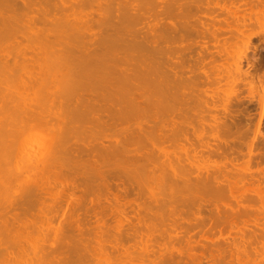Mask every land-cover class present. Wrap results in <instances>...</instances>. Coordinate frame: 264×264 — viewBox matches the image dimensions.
Instances as JSON below:
<instances>
[{"label": "rangeland", "instance_id": "1", "mask_svg": "<svg viewBox=\"0 0 264 264\" xmlns=\"http://www.w3.org/2000/svg\"><path fill=\"white\" fill-rule=\"evenodd\" d=\"M5 1V0H4ZM8 1V0H7ZM11 1V0H10ZM28 1H30V0H28ZM31 1H33L31 4H30V6L29 5H22V2L24 3V0H21V4H20V1L18 0V1H16V3L15 4H18L19 6H16V8L18 9V11L16 10V11H14L13 9L15 8L14 6L15 5H13L12 4V2H10L13 6H11L10 7V9L11 10H13L14 12H11L10 10L8 11V9L9 8H7V11L9 12V14L8 13H4V14H7V15H5V16H7V19H8V21L11 19V21L12 22H16V24H18V25H20L21 23V28L24 26H26L25 27V29L23 28L22 29V31H21V29H20V31L21 32H25L26 33V36H25V39H24V36L22 35V33H21V35L20 34H18V35H20V36H15V34H14V38L12 37L13 36V34H11V33H13L12 32V28L13 27H15L16 28V25H15V23H12L11 21H6V22H4V21H2V22H4V23H0V24H3V25H8V24H6L7 22L8 23H10L8 26H6V27H9V30H6L7 28H5V26H1L0 25V31L2 32V33H0V40H1V38L2 39H4V41H7V42H5L4 43V41H3V45L1 44V42L2 41H0V48L2 47L3 48V46L4 47H9L10 46V44L12 45V43H13V41H14V43H15V41H16V44L18 45H16V44H14L15 46H11L10 47V49L8 50V55L7 56H5L6 54V52H4V49H3V55L5 56L4 58L6 59V60H8L9 59V67L8 68H6L5 67V64H3L2 62L3 61H1L0 62V72H2L1 73V75H0V78H2V76L4 77V75H5V77L4 78H6L7 80H8V78L9 77H11V78H9V80H8V82H10V81H12V82H10V84H8V82H7V80L3 83V82H1L2 80H0V86H1V88H3V90L1 91V88H0V97H2L3 96V98H6L7 100H6V102L5 101H3V100H5V99H3L2 98V100L0 99V106H2V104L3 103H6L7 104V102L9 103L8 105H6V106H8V107H4L5 108V111H9L8 113H6V112H3V110H2V112L0 111V130L1 131H3V134H1V135H4V131H5V135H4V137L2 136H0L1 137V140H3V141H1V142H4V139H6L5 140V142L4 143H1L0 145L2 146L0 149H2V150H4L5 152L4 153H6V150L8 151V157L9 158H11V159H9L8 157H7V155L5 154H3V151L2 150H0L1 151V153H2V155H1V153H0V156H2V158L0 157V160L2 161L1 163H2V165H0V264H65V263H67V264H171V263H173V264H264V204H263V202H264V194H259V195H261V196H258V194H239V196L240 197H244L243 198V200H242V198H240V197H237V199L238 200H240L239 201V203L241 204H238V206H237V202L235 201V196H238V194H210L211 195V197H209L210 195H208V196H205L206 194H171V195H169V194H148L149 192H152V189L151 188H153L152 187V184L150 185V183H151V181H147V179H146V175L144 174V173H140L139 175L138 174H136L135 173V177H137V179H139V182H140V184H141V186L140 187H142L143 188V190L144 191H141V189H140V191L143 193V194H128V195H125V194H118V195H120L119 197H120V199H118V198H116L118 195L117 194H63L62 193V191L61 190H65V192L67 191V188L69 187V185L67 186V185H65L64 183H62V182H58V181H56L55 179H56V177L59 175V176H61V178H62V176L64 177L65 175L67 176V177H73V175L77 178V182H82L83 181V179H88V180H90L91 182H93L92 184H95L96 182L98 183V181H96V180H98L99 178L96 176L97 175V172L95 171V170H91V169H93V168H91V166L89 167L88 165L86 166H79V165H77V166H74L73 164H74V162L78 159L79 160V158H81L79 161H76L75 162V164H78V163H80V161L82 162V163H84L85 161L87 162L88 160H89V162L91 161V160H93V159H96V157L97 156H100V155H97V152H99V151H95L96 152V154H94L93 152H92V154L95 156V158L93 157L92 159H91V156L89 155V154H91L90 153V151H88V149L89 148H91L92 146L93 147H95V146H99V142H100V140H103V142H101L102 144H104V145H107L108 144V142L110 143V144H112V143H114V141H118L120 138L122 139V136L123 135H121L120 134V130H119V128L118 127H121L122 125L124 126V125H126L127 123V126L129 127L128 128V130H130L129 131V133H130V135L132 134V133H134L133 132V130L135 131V134H137L136 132H139V131H137V130H139L138 128H141L142 126H140V127H137V128H135L136 127V125L138 126L139 124H140V122H138L139 120H138V118H133V113H132V110H131V108L129 109V107H126V105L124 104V109H123V107H120L121 109H122V111H126V112H128V116H129V119H130V121L128 120H123L126 124H124V122H122V124H119L118 126H116V128L118 129V131L116 130V128H114V126H112V127H110V126H105V124H102L101 125V123L104 121L103 119L107 116L106 114H108L109 116H107V121L106 122H110V120H108V117L110 118V116L111 117H113V115H114V112H115V109H116V111H117V114L115 115V122H116V116L117 115H119L120 113V108H118L120 111H118V109L117 108H115L114 110L112 109L113 107H111L110 108V111L111 112H109V108L107 109V108H101L102 106L101 105H99V104H102V102L101 103H97L96 102V104H94L93 103V101H91V102H88V101H86V102H84V105H83V103H77V102H79V101H77V102H75V99L76 98H78L79 96H80V94H82V95H84L83 97H85V98H87V97H93V99L95 98L94 96H95V94L96 93H99L100 92V89H97V88H94V87H96V83H98L99 84V82H100V79L99 78H101V74H104V73H101V72H106L105 70H107V72L105 73V75H104V77H102V78H105L106 77V74H107V77L106 78H108V77H110L112 74H111V71H113L114 72V76L113 77H110V78H108V79H110V80H112V78H114L115 76H116V74H117V76L119 75V73H120V71L121 70H123V69H125L126 68V66H128L127 65V63H128V61H132V60H136V57H137V51H139V54H138V58L140 57V56H142V53H145V54H143V56L145 55V59H147V58H149V60H146L147 62L148 61H151L150 59V57H148L149 55V53H151L150 52V49L149 50H147L148 51V53L146 54V47L145 46H147V45H145V42L144 43H142L143 45H139V43H141V42H143V40H141L142 38L141 37H143V34L145 33V31L147 30V24L149 25V22L150 21H147L146 19H143V20H139V21H135L136 23L135 24H133L134 23V21H132V23L130 22V21H121V20H118L117 18H113L112 16H110V17H108L112 12L111 11H113L112 9H111V11H110V8H109V10L108 11H110V12H107V9H104V10H106L105 11V14L104 13H102V12H104V10H101V8L103 9V7L105 8V6H102V5H106L107 3V1H104V0H100L101 1V3H100V1L99 0H97V1H99V6H97V1L95 0H84V3L83 2H80V0H79V4H77L78 3V0H63V2H62V0H54V3H56V2H58L56 5H54V3H53V1L52 0H48V2H50L49 4H48V2H47V4H43L46 0H44V2L42 3V1L43 0H31ZM34 1H36V2H34ZM56 1V2H55ZM61 1V2H60ZM81 1H83V0H81ZM86 1H88V3L86 2ZM90 1H91V3H90ZM102 1H104V2H102ZM109 1H112V0H109ZM108 1V3H110L111 5H112V3L111 2H109ZM119 1H121V0H119ZM118 0H113V3H114V5H112V7L113 6H115V7H113V9L114 8H119L120 6H119V2ZM138 1V3H140L141 5H144V9H151L152 7L150 6V4H151V2H150V0H137ZM137 1H135V3H137ZM146 1H147V3H149V6H147V3H146ZM178 1V0H177ZM185 1V0H184ZM189 1V0H188ZM202 1V2H201ZM201 1H199L198 2V0H197V3L199 4V5H201L202 6V8H203V5H202V3L204 4V8L206 7V9H202L201 8V10H200V12H196V10L194 11H192L191 10V12L188 14L189 16H184L185 18H186V20H185V18L182 16H180V17H178V18H174L173 20H175L176 22H179L180 20V22L182 23V22H184V21H186V23L189 21V22H191V24L192 25H194V24H196V23H198L199 24V26L203 29L204 27H206L207 28V32H206V28H204V32L203 33H205L206 34V36L205 35H202L203 33L202 32H198V33H201L200 34V38H198V35H197V33L196 32H194L193 30L191 31V33L193 32V33H196V35L195 34H193L192 36H191V34L189 35L190 36V38H191V40L194 38V39H197V40H194L195 42H197V41H199V39H201L202 41H204V42H202V43H204V45H207V46H205L206 48H201V50L199 49V47L197 46L195 49H192L191 50V53L193 54V56H195L197 53V51L198 52H201V54H204V55H201V56H205V58L203 57H201V60H202V62H203V64H202V62H201V60H197L196 62L198 63L197 64V68H198V70H197V68L194 66V68H196L195 70H197L196 72H194V71H190V73H192V72H194V73H192L191 75L189 74V73H187L189 70H188V68L186 69L185 67H187L186 65H187V63L188 62H190L191 64L194 62V64H195V60H194V57L192 56V54H189V52H184L182 49V51H181V53H180V55L178 56V54L177 55H174L173 57H174V59H172V61H173V63H174V60L177 58V59H182V60H184L185 62H183L182 60H181V62H183V63H185V64H182V63H180V60H178L177 61V64L178 63H180V65L178 66L177 64H176V61H175V63L173 64L174 66H176V67H180V68H175L173 65V67H174V71H175V69L176 70H180V72L179 71H177V72H175V76H178L179 75V77H185L186 75L188 76V79H187V77H185L186 78V80H187V83L185 82L186 80L184 79V77H183V79L181 78H178V77H175V78H177V79H175V78H173L172 80H171V82L172 81H175V83L178 81V82H180L181 80H183V82H181L182 84H183V86H182V84L180 83V84H178V82L176 83V85L174 84V82H172V83H170L169 85L173 88V89H175V86H178V85H180V86H182V87H184L185 89V91H186V93L188 94H186V93H184V91L183 92H181V94H179L178 92H180L181 91V87L180 86H178V87H176V88H181L180 89V91H177V90H179V89H175V91H177V93L179 94V95H177L176 94V92H174V90L173 89H171V87H170V89H171V92L174 94L175 93V95H177V97L178 96H181L182 95V98L184 97V96H186V98L187 99H189V103H190V106L191 107H189L190 109H192V106H195L194 107V109H192L193 111H195V114L196 115H200L199 117H203V118H199V121L203 124V125H200V122L198 123V125H197V123L194 121V122H192L191 124L194 126V129L196 130V129H198V131L196 132L195 130V135L194 134H191V133H193L192 132V128H193V126H191L190 125V127H191V129H187V128H190L189 127V125L188 126H186V125H183L182 126V128L181 129H183V130H185V131H191V133H190V131L188 132L190 135H192V136H198V135H200V137H201V139L203 140V141H205L206 142V144H207V138H208V136L210 137V138H208V140H211V142L209 141V143H211L212 145H213V147H216V144H217V142L219 143L220 141H219V138H216V137H214L213 138V133H214V136L215 135H220L221 134V137L223 138V139H229V138H231V137H233V140L234 141H230L229 143H230V145L231 144H233V142H235V140L237 139V136H240V134H241V136L242 135H244V137H245V139H244V137L242 138V137H238V142H237V140H236V145H239L238 147H239V149H241L242 150V152H244L245 153V151L247 150V146L250 144V143H252L253 144V149H254V153H256V155L255 154H253V158L255 159L256 158V160L258 161V164L260 163V165H258L257 164V161L256 160H252L253 162H251V163H254L253 165L251 164V167H252V169L253 170H256V171H253V174H255L256 176H258L259 175V178H261L262 180H263V176L264 175H260V173H262V171H260V170H258L260 167H264V163H262V162H264V158H263V160H259L258 159V156L257 155H259L258 153L259 152H261V151H263L262 149H264V146H262L261 144L263 143V145H264V142H262V141H264V139H263V135H264V86H262L263 84H264V0L262 1V0H260L261 2H259V0H215L216 2H218V3H216V6L215 5H213L212 3L213 2H215L214 0H205V1H203V0H201ZM209 3H208V2ZM213 1V2H212ZM246 1V2H245ZM0 2H2V0L0 1ZM19 2V3H18ZM62 3V4H65V2H66V4H68V5H65V6H63L62 4H60V3ZM76 2V3H75ZM95 4H94V3ZM181 2H182V0H181ZM248 2V3H247ZM4 3V2H3ZM2 3V4H3ZM10 3H9V5H10ZM72 3V4H71ZM137 3V4H138ZM143 3H145V4H143ZM177 3H180L179 1L177 2ZM186 3V2H185ZM245 3H247V4H245ZM29 4V3H28ZM33 4V5H32ZM60 4V5H59ZM82 4H84L83 6H81ZM88 4V5H87ZM90 4V5H89ZM110 4H108V6H110ZM184 3L182 2V5H183ZM219 4V5H218ZM251 4V5H250ZM4 5H5V3H4ZM37 5H38V7H37ZM41 5L44 7H42L41 8ZM46 5V6H45ZM52 5H53V7H52ZM208 5H210L209 7H208ZM211 5H212V7H211ZM233 7H232V6ZM2 8H3V6L2 5H0ZM7 6V5H6ZM25 6V7H24ZM30 8H29V7ZM51 6V7H50ZM54 6H55V8H54ZM57 6H58V8H57ZM60 6H61V8H60ZM67 6V7H66ZM77 6H79V7H77ZM97 6V7H96ZM108 6H106V7H108ZM218 6V7H217ZM238 6V7H240V8H236V7ZM14 7V8H13ZM48 7H50V11H49V8ZM66 9H64V8ZM92 7H94V8H92ZM100 9H99V8ZM111 7V6H110ZM139 7H142V6H139ZM147 7V8H146ZM226 7L228 8V9H226ZM235 7V8H234ZM5 8V7H4ZM15 8V9H16ZM26 8V9H25ZM32 8H34V9H32ZM69 8H70V10H71V12H69V13H67L68 12V10H69ZM89 8H92V9H89ZM142 8V9H143ZM183 8H184V6H183ZM181 9V12H182V10H184V9ZM232 8H234V9H232ZM32 9V11H30ZM52 9V10H51ZM77 9H78V11H77ZM210 9H212V10H210ZM3 10V9H2ZM1 10V11H2ZM23 10H26L25 12L23 11ZM47 10V11H46ZM55 10V11H54ZM69 10V11H70ZM79 10H80V12H79ZM82 10H84V11H82ZM92 10V11H91ZM96 10L98 11L99 10V12H98V14H97V12H96ZM115 10V9H114ZM205 10V11H204ZM227 10V11H226ZM231 10V11H230ZM235 12H234V11ZM0 11V12H1ZM46 11V12H45ZM60 11V12H59ZM63 11V12H62ZM74 11V12H73ZM87 11V12H86ZM93 11H95V12H93ZM101 11V12H100ZM203 11V12H202ZM226 11V12H225ZM3 12H4V10H3ZM30 12H32L31 14H30ZM58 12V16H57V18L58 19H61V20H58L57 18H55L56 17V15L54 16L53 14L55 13H57ZM64 12H66L67 14V16L69 15L70 17L71 16H74V19L73 18H71V21L74 23V25H72L73 23L71 22V25H69L70 23V21L68 22V20L70 19L69 17H68V19H67V16L66 15H64L65 13ZM76 12H78L77 14H76ZM82 12H84L83 14H82ZM23 13H27L26 15H28L27 16V19H26V15L24 14V15H22ZM62 13H64V14H62ZM90 13H91V18L89 17L90 16ZM102 13V14H101ZM109 13V15L107 16V14ZM183 13V12H182ZM188 12H186V14H187ZM193 13H198V15H199V19H197V18H195V14H193ZM202 13V14H201ZM221 13V14H220ZM226 13H228V14H226ZM1 15H4V14H2V13H0ZM11 14V15H10ZM61 15V17H64V16H66L65 17V19L64 18H61V17H59L60 15ZM71 14V15H70ZM86 14V15H85ZM114 14H116V11H115V13ZM193 14V15H192ZM200 14H201V16H200ZM225 14V15H224ZM0 15V16H1ZM12 15H13V18L15 17H18V18H10V16L12 17ZM32 15V16H31ZM34 15V16H33ZM41 17H40V16ZM53 15V16H52ZM63 15V16H62ZM77 17H76V16ZM80 15H81V19H80ZM83 15V16H82ZM106 15V17H105V19H106V21H108V23L105 21L104 23H103V20H105L104 19V16ZM4 16V17H5ZM24 16V17H23ZM36 16H38L36 19H35V17ZM52 16V17H51ZM103 17V18H101L102 19V22H101V19H100V17ZM191 16H193V18L191 17ZM221 16V17H220ZM85 17V18H84ZM113 18V19H110V20H112L111 21V23H112V26H113V29H112V26H111V24H110V20H108V18ZM197 17V16H196ZM245 17V18H244ZM6 18V17H5ZM20 18H21V20H20ZM35 19L36 20V22H37V25H38V27H37V25L35 24L34 25V23H36L34 20H31V19ZM39 18V19H38ZM43 18V20H41ZM75 18H78V20H81V21H78L77 19H75ZM84 18V20H82ZM181 18V19H180ZM184 18V19H183ZM188 18V19H187ZM192 18V19H191ZM223 18H224V20H223ZM29 19H30V22H29ZM37 19L39 20V21H37ZM64 19V20H63ZM67 19V21H65ZM85 19H86V21H85ZM196 19H197V21H196ZM213 19V20H212ZM238 19V20H237ZM14 20V21H13ZM18 20V21H17ZM25 21V23L27 22L28 23V25H27V23L24 25L23 24V22L22 21ZM47 20V21H46ZM76 22H75V21ZM92 20V21H91ZM179 20V21H178ZM183 20V21H182ZM188 20V21H187ZM194 20V21H193ZM200 20V23L198 22ZM205 20H206V22H205ZM220 20H221V22H220ZM229 20V21H228ZM232 20H234L233 22H231ZM49 21V22H48ZM59 21H61L60 22V25L58 24L59 23ZM83 21V22H82ZM84 21H85V24H86V22H87V24H89V25H87L88 27L91 25V27H89V31L88 32H90V34H89V37H88V33H87V36H84L83 34L81 35V34H79V33H82V29H81V27H83L82 26V23L84 24ZM118 21V22H117ZM121 21V22H120ZM142 21V22H141ZM144 21V22H143ZM147 21V22H146ZM202 21H203V25L201 24L202 23ZM211 21L212 22H214V23H211ZM218 21V22H217ZM224 23H223V22ZM243 22V23H241V22ZM0 22H1V20H0ZM34 22V23H33ZM38 22H40V23H38ZM44 22V23H43ZM57 22V23H56ZM67 22V23H66ZM79 23V25H77L78 23ZM97 22H99V23H97ZM140 24H139V23ZM179 22V23H180ZM210 22V23H209ZM225 22H226V24H225ZM230 24H229V23ZM235 22V23H234ZM31 23V25H29ZM50 23V24H49ZM76 23V24H75ZM80 23H81V26H80ZM92 23H93V25H92ZM105 24L104 26H103V24ZM117 23H118V25H117ZM120 23V24H119ZM194 23V24H193ZM206 23H209V26H207L208 24H206ZM233 23V24H232ZM239 23V24H238ZM12 24H13V26H12ZM51 24L53 25V27L54 28H52V30L50 31L49 29H51ZM57 24V25H56ZM84 24V25H85ZM96 26H95V25ZM109 24H110V26L111 27H108L109 26ZM121 24H123V25H121ZM138 24H139V26H138ZM185 24V22L183 23V25ZM198 24H196V25H194V26H196V28H198V29H200V27H197L198 26ZM69 25V26H68ZM75 25L78 27V28H76V30L77 31H75V29H74V27H75ZM98 25H100V26H102V27H99ZM108 25V26H107ZM115 25V26H114ZM120 25V26H119ZM128 25V26H127ZM135 25H136V27H135ZM206 25V26H205ZM211 25V26H210ZM30 26V27H29ZM31 26H32V28H31ZM34 26H36V27H34ZM60 26V27H59ZM74 26V27H73ZM86 26V27H87ZM107 26V27H106ZM119 26V27H118ZM125 26H127V27H125ZM130 26V27H129ZM133 26V27H132ZM144 26H146V27H144ZM203 26V27H202ZM2 27V28H1ZM28 27V29H26ZM33 27H34V30H33ZM40 27V28H39ZM50 27V28H49ZM55 27H56V30H54L55 29ZM64 27V28H63ZM80 27V28H79ZM85 27V26H84ZM85 27V28H86ZM115 27V28H114ZM117 27V28H116ZM121 27V28H120ZM141 27H143V29L141 28ZM184 27V26H183ZM19 27H17L16 28V30L18 29ZM30 28H31V30H33L32 32V34H30L31 33V30H30ZM39 28V29H38ZM49 28V29H48ZM68 28V29H67ZM84 28V29H85ZM96 28V29H95ZM111 28V29H110ZM209 28H211V29H209ZM59 29V30H58ZM62 29V30H61ZM65 29H67V30H65ZM74 29V30H73ZM78 29H80L79 31H78ZM84 29H83V32H84ZM88 29V28H87ZM92 29V30H91ZM101 29V30H100ZM105 29V30H104ZM107 29V30H106ZM132 29V30H131ZM140 29V30H139ZM146 29V30H145ZM202 29H200V30H202ZM14 30V29H13ZM19 30V29H18ZM30 30V32H28ZM36 30V31H35ZM39 30L41 31L40 33H42V34H40V33H38L39 32ZM46 30H48V31H46ZM54 30V31H53ZM58 30V31H57ZM68 30H70V31H72V32H70V31H68ZM86 30V29H85ZM100 30V31H99ZM104 30V31H103ZM135 30V31H134ZM139 30V31H138ZM185 30H186V28H185ZM185 30H183L184 32H183V34L185 33ZM209 30H211L212 32H214L215 30H216V32H214V33H212V32H209ZM8 31H10V32H8ZM46 31V32H45ZM50 31V34H48V32ZM53 31V32H52ZM60 31V32H59ZM64 31V32H63ZM67 32V34H66V32ZM81 31V32H80ZM95 31H98L99 33H98V35H97V37L96 36H94V35H92V34H94L95 33V35L97 34V32H95ZM112 31L113 32H121V33H123L124 34V37L125 36H128V39H132V38H130L131 36H130V34L131 33H133V32H135V34L137 35V38H138V36H140L138 39H140L139 41H137V40H133V41H135V42H126V43H129V44H131V45H133V49L131 48L130 49V45H129V49H128V45L126 46V47H124L126 44L124 43V41H122V39L121 40H119V38H120V36H119V34H116V35H118L119 36V38H116V37H114V35H115V33L113 34L112 33ZM141 31V32H140ZM15 32H18V31H15ZM27 32H28V35H27ZM56 32V33H55ZM63 32V33H62ZM77 33V34H74V37L73 38H70L71 36H72V34L73 33ZM93 32V33H92ZM110 34H109V33ZM138 34H140V35H138ZM143 32V33H142ZM25 33H24V35H25ZM35 33V34H34ZM62 35H61V34ZM72 33V34H71ZM86 32H84V34H85ZM107 33H108V36H107ZM130 33V34H129ZM190 33V32H189ZM209 33H210V35H211V33H212V35H211V37H210V35H209ZM11 34V35H10ZM37 34H39V35H37ZM44 34H47V36L46 35H44ZM52 34H53V36H52ZM55 34H58V36H54ZM103 34L105 35V36H103ZM135 34H132V35H135ZM30 35V36H29ZM32 35H33V37H32ZM36 35V36H35ZM45 38H42V36ZM49 35H50V37H49ZM64 35V36H63ZM67 35V36H66ZM76 35H78V36H76ZM102 36V38L104 37V40L101 38V36ZM109 35H110V37L112 36V38L113 39H110V37H109ZM115 35V36H116ZM209 35V36H208ZM22 36V37H21ZM40 37V41L38 40L39 39V37ZM68 36H70V37H68ZM81 36H83V39H84V41H82V37ZM107 36V37H106ZM185 36V34L183 35V38H182V43L184 42V41H186L185 43H187V42H190V40L188 41V40H185V39H189L188 37H187V35H186V38L184 37ZM202 36V37H201ZM204 36V37H203ZM213 36V37H212ZM26 37H28V39L26 38ZM36 37V38H35ZM55 37H58V38H55ZM61 37V38H60ZM65 37V38H64ZM66 37H68V38H66ZM97 39H95V38ZM106 37V38H105ZM193 37V38H192ZM197 37V38H196ZM208 37V38H207ZM11 38H13L12 40H11ZM16 38H17V40H16ZM21 38V39H20ZM63 38V39H62ZM70 38V39H69ZM78 38V39H77ZM79 38H80V40H79ZM87 38H89V41H88V39ZM100 38V39H99ZM33 39V41H31L30 42V40H32ZM37 39V41H39L40 42V44H41V46L40 45H38L39 44V42H37V41H35ZM57 39V40H56ZM59 39H61V40H59ZM64 39H65V41H64ZM86 39V40H85ZM92 41H91V40ZM98 39H99V42L101 43V44H105V42H106V46H104V45H101L99 42H96V41H98ZM108 39H109V41H110V46L108 45ZM116 39H118L119 40V42H120V44L118 43V40H116ZM136 39V38H135ZM204 39V40H203ZM42 40L45 42V44L46 45H44V42H42ZM49 40V41H48ZM54 40H55V42H54ZM76 40H78V42L80 41V43H77V41ZM94 40H95V42H96V44H95V42H94ZM101 40H103L102 42H101ZM107 40V41H106ZM111 40H112V42H111ZM113 40H114V42H115V40L117 41V43H113ZM192 40V42H194ZM10 41V42H9ZM11 41H12V43H11ZM27 41H29V42H27ZM57 41V42H56ZM105 41V42H104ZM137 41V42H136ZM141 41V42H140ZM25 42H27V43H25ZM36 44H35V43ZM47 42V43H46ZM68 42H70V43H68ZM76 42V43H75ZM82 42V43H81ZM84 42H86V44L84 43ZM191 42V43H192ZM248 42V43H247ZM24 43L26 44V46L28 45L29 47H32V49L31 48H29L28 46V48H26V46L25 47H22V45H24ZM42 43H43V45H42ZM56 43H59V44H57L58 46H60L59 48H58V46H56ZM83 43H84V45H83ZM87 43H88V45H87ZM91 45H90V44ZM93 43V44H92ZM100 45H99V44ZM112 43V44H111ZM197 43H199L200 44V41L199 42H197ZM208 43V44H207ZM224 43V44H223ZM6 46H5V45ZM22 44V45H21ZM48 44H50V45H48ZM73 44H75V45H73ZM79 44V45H78ZM136 44V45H135ZM2 45V46H1ZM33 45V46H32ZM35 45H37V46H35ZM48 45V46H47ZM64 45H69V47L71 46V48H72V50H69V52H67L68 51V47H65ZM88 46V48L86 47V46ZM98 45H99V49H97L96 48V46L98 47ZM112 45H115V47L113 46L112 47ZM117 45H119V47H117ZM120 45L123 47L122 49H121V47H120ZM145 45V46H144ZM187 45V44H186ZM228 45V46H227ZM19 46H21V48H22V50L20 49V52L18 53V51L17 50H19L18 49V47ZM35 46V47H34ZM44 46V47H43ZM52 46H54L55 48H57L58 50H55L54 51V47H52ZM74 47V51H79L78 52V54H77V52L75 53L74 51H73V47ZM75 46H77V47H75ZM79 46H81L80 47V49L81 50H78L79 49ZM83 46H85V47H83ZM90 46V47H89ZM95 46V47H94ZM103 46V47H102ZM136 46H139V47H137V48H139V49H137L136 48ZM13 47V48H12ZM15 47L17 48V49H15ZM37 47V48H36ZM40 47V48H39ZM49 47V48H48ZM52 47V48H51ZM67 48V49H65L66 51L64 52V48ZM116 47H117V50H115L116 49ZM135 47V48H134ZM142 47V48H141ZM214 47V48H213ZM219 47V48H218ZM2 48H1V50H0V53H1V51H2ZM26 50H25V49ZM36 49V51H37V49H40V50H44V52L45 53H41L39 50L37 51V52H34V49ZM43 48V49H42ZM51 48V49H50ZM60 48L63 50H60ZM84 48L86 49V51L87 52H89L90 53V55L89 56H91V52H90V50L92 51V52H94L95 54H96V57L98 58V56H99V54L100 55H102V57H104L103 58V60L101 61L100 59L102 58V57H100V59H97L96 57H95V54L94 55H92V56H94L93 57V59H95V60H93L92 62L91 61H84L85 60V58L86 57H84V59H83V61L85 62V63H83V61H81V60H79L78 61V59H76L75 58V60L77 61H72V62H70L69 63V61H66V63H65V59H67L68 57H66L65 55L66 54H68L69 56H77V58H80V59H82L83 57H81V56H78V55H80L81 53V55H87L88 53L85 51L84 52ZM94 48H96V49H94ZM101 48V49H100ZM103 48V49H102ZM118 48H119V50H118ZM125 48V49H124ZM145 48V49H144ZM222 48H223V50H222ZM15 49V50H14ZM29 49H31L32 51H33V53H32V51L31 50H29ZM48 49H50V50H48ZM83 49V50H82ZM104 49H106V50H104ZM135 49H137V53H136V55H135V52H134V50ZM206 49V50H205ZM239 49H242V51H239ZM6 49H5V51H7ZM28 50V51H27ZM89 50V51H88ZM96 50V51H95ZM126 50H133V52H134V54H132V52H131V56L130 55H128L127 53L128 52H130V51H126ZM208 50V51H207ZM209 50H211V51H209ZM214 50H215V52H214ZM220 50V51H219ZM225 50V51H224ZM16 51V52H15ZM46 51L48 52V53H46ZM51 51V52H50ZM52 51H54L55 53H58V54H60V53H63V56L61 57V58H63L64 56L66 57L65 59H63V61H64V63H63V66H62V68H61V66L60 65H58L59 63H60V60H59V58L57 59L58 61H59V63H58V61L56 62V61H54L55 59H53L54 58V56L56 57L58 54H55L54 52H52ZM70 51H71V53H70ZM74 52V54H73V52ZM80 51H81V53H80ZM99 51H100V53H99ZM113 51V52H112ZM116 51V52H115ZM122 51V52H121ZM141 51H144V52H141ZM218 51V52H217ZM11 52H13V54L11 53ZM23 52V53H22ZM24 52L25 53H30L31 55H33L32 57H36L35 56V54H38L37 56L38 57H36V58H40L41 57V59L39 60V59H36V62H37V64H38V66H39V64H41L40 65V69H42V71L40 70V73H38L36 70V68H39V67H36L35 68V66H37V65H35L36 64V62H35V60H34V63H32V66H29V68L28 67H26V66H24V62L23 61H26L27 59L29 60V58L31 59L32 57H29V56H31L30 54H28V56H27V54L25 55L24 54ZM38 52H40V53H38ZM103 52V53H102ZM107 52V53H106ZM116 54H115V53ZM120 54H118V53ZM183 52H184V54H183ZM195 54H194V53ZM225 52L227 53V54H225ZM11 53V54H10ZM50 53H54L52 56L53 57H51V54ZM65 53V54H64ZM80 53V54H79ZM112 55H111V54ZM124 53H126V54H124ZM206 53H207V55H206ZM209 53H211V54H209ZM243 53H245V54H243ZM9 54L12 56L11 58H14V56H15V54L16 55H18V56H15V58L16 57H18V58H16L17 59V61H15L16 59L14 58L13 60L15 61H13L11 58H8V57H10L9 56ZM24 54V55H23ZM98 54V55H97ZM106 56H105V55ZM108 54V55H107ZM115 56H114V55ZM118 54V55H117ZM209 54V55H208ZM224 54V55H223ZM229 54V55H228ZM14 55V56H13ZM25 56L26 57V59H22V57L21 56ZM41 55V56H40ZM43 55V56H42ZM60 55H62V54H60ZM60 55H58V56H60ZM125 55H127L126 57H123V56H125ZM148 55V56H147ZM183 55V56H182ZM212 55L214 56V57H212ZM231 55V56H230ZM238 55V56H237ZM40 56V57H39ZM91 56V57H92ZM110 56V57H109ZM117 56V57H116ZM121 56V57H120ZM133 56V57H132ZM143 56H142V58H143ZM147 56V57H146ZM150 56H151V54H150ZM186 56V57H185ZM236 56V57H235ZM242 56V57H241ZM27 57H29V58H27ZM45 57V58H44ZM91 57H89L88 59H90ZM112 57V58H111ZM113 57H114V59H113ZM119 57V59H121L122 58V60L125 62L124 64L126 65H124L125 67H123L122 66V64H123V61H117V58ZM128 57H130V58H128ZM134 57H135V59H134ZM172 57V58H173ZM191 57V58H190ZM195 57H197V56H195ZM220 57V58H219ZM224 57V58H223ZM226 57V58H225ZM250 57V58H249ZM8 58V59H7ZM73 57H71V59H72ZM123 58H125V60L123 59ZM137 58V59H138ZM207 58V59H206ZM231 58V59H230ZM21 61H20V60ZM33 59V58H32ZM42 59H43V61H42ZM45 59H48L47 61H48V64H49V62H52L53 64H55V62H56V64H57V67L58 66H60V70L58 71V69H57V67L55 66V65H52V69H54V70H51L50 69V67L49 66H47V64H46V61H45ZM50 59H51V61H50ZM53 59V60H52ZM118 59V60H119ZM12 60V61H11ZM23 60V61H22ZM27 60V61H28ZM37 60H39L40 62L38 63V61ZM62 60V59H61ZM68 60H69V58H68ZM72 60H74V59H72ZM140 60H141V57H140ZM194 60V61H193ZM212 60H214V61H212ZM218 60V61H217ZM220 60V61H219ZM251 60V61H250ZM11 61V62H10ZM42 61V62H41ZM62 61V62H63ZM71 61V60H70ZM103 61H105V62H103ZM145 61V60H144ZM186 61H188V62H186ZM4 62H5V60H4ZM13 62V64L14 63H16L17 64V62H18V64L16 65V67H15V64L14 65H12V64H10V63H12ZM22 62H23V65H22ZM30 62H33V60L31 61L30 60ZM30 62L28 63V62H25L27 65L28 64H30ZM61 62V63H62ZM117 64H115V63ZM134 61H132L131 63H133ZM136 62L139 64V60H136L135 61V64H136ZM141 62V61H140ZM199 62H201L200 63V65H199ZM213 62V63H212ZM238 64H237V63ZM60 63V64H61ZM100 63H106V64H110L111 65V67H112V64L114 65V68H116L115 67V65L117 66V69L119 68V67H123V68H121V69H118V70H120V71H118L117 73H116V69H114L113 67V69H111V68H109V66L110 65H107V67H103L102 68V66L101 67H98L99 69L98 70H101V72H99L98 74H97V69H96V72H95V76L97 77H92L91 76V74H93L94 73V71H93V69H91V68H93V65H97L98 66V64H100ZM118 63H119V65H118ZM122 63V64H121ZM211 63V64H210ZM216 63V64H215ZM252 63V64H251ZM25 64V65H26ZM46 64V65H45ZM51 64V63H50ZM49 64V65H50ZM65 64V65H64ZM67 64V65H66ZM70 64H72V66L70 65ZM134 64V63H133ZM137 64V65H138ZM147 64V63H146ZM201 64H202V66H201ZM248 64H251V65H248ZM21 65V66H20ZM31 65V64H30ZM84 65H87V67L89 68V69H91L90 71L91 72H89V71H87V72H89V74L87 73V72H85L86 71V66L84 67ZM140 65V64H139ZM142 65H144L145 66V68H146V65H145V63H143ZM141 65V66H142ZM148 65H150V63H148ZM147 65V67L148 68H146L147 69V71H146V69L145 68H143V70L144 71H146V74H148V75H150V73H148L149 71L148 70H150L149 69V67L150 66H148ZM185 65V66H184ZM198 65H199V67H198ZM204 65V66H203ZM213 65V66H212ZM223 65V66H222ZM235 65L236 66H238L237 67V69H236V67H235ZM13 68H12V67ZM23 66V67H22ZM34 66V67H33ZM67 66H70L71 67V69H72V67H73V69L75 70H73L74 71V76L73 75H71V77L69 76L70 74H72V70H70ZM92 66V67H91ZM97 66H95V67H97ZM136 66V65H135ZM171 66V67H172ZM183 66V67H182ZM201 66V67H200ZM216 66V67H215ZM252 66V67H251ZM19 67H22V68H19ZM26 67V68H25ZM30 67H31V70H30V78L33 76L34 77V80H36L35 82L37 83V88H36V86H35V88H34V85H31V83L33 84V83H35V82H31L30 80H32V79H28V77H29V74H27V76L25 75V77L24 78H26V79H28L27 81H29V83L27 82V81H25L26 83H28L29 84V86L31 87V89H32V86H33V90H29V93H32L33 91H36L37 89V94H36V92H34V94H31V95H29L28 97H29V100L27 99L28 97H25V95H22V93L20 92L23 88L24 89H26L25 88V86L24 85H22L23 87H21V85H20V89H18V91H17V86H19V84H18V81H22L23 83H25L24 81H23V76H21L22 78L20 79V80H18L19 79V75L18 74H20V73H22V75H23V71H24V69H26L25 71L26 72H28L29 70L28 69H30ZM56 67V68H55ZM70 70V71H72L71 73L69 72V74H67L68 72V70H66L65 71V69H67V68ZM94 67V68H95ZM130 67H133V65H131ZM143 67V66H142ZM142 67H140V70L142 69ZM173 67H172V70H173ZM213 67H215V68H213ZM233 67V68H232ZM250 67V68H249ZM10 68V69H9ZM14 68L16 69L17 68V70H22V71H20V73H19V71H17V70H15V73L14 72H12L13 70H14ZM28 68V69H27ZM33 68H35L36 70H34ZM63 68H64V71H62L63 70ZM101 68V69H100ZM106 68H109V69H111V71H109L108 69H106ZM136 69L138 68L137 66L135 67ZM184 68V69H183ZM193 68V69H194ZM200 68V69H199ZM212 68H213V70H212ZM234 68H235V70H234ZM9 69V70H8ZM12 69V70H11ZM44 69L45 70H47V69H49V70H51V72L53 73V71H55L54 73H56V72H58V73H56L55 75L58 77V78H56V77H54L53 76V74H51V72L50 71H46V72H44ZM169 69V68H168ZM183 69V70H182ZM207 69V70H206ZM245 69H247V70H245ZM39 70V69H38ZM142 70V71H143ZM188 70V71H187ZM201 70V71H200ZM205 70V71H204ZM241 70L243 71L242 73H241ZM24 71V74H26V72ZM76 71L79 73V78L78 77H75V76H77L78 74H76ZM110 73H109V72ZM130 71H135L134 70V67H133V70H130ZM142 71H140V73H142ZM143 71V72H144ZM173 71V72H174ZM183 71H187V72H185V73H187V74H185V75H183L182 73H183ZM218 71V72H217ZM230 71V72H229ZM232 71V72H231ZM46 73V76H48V77H46L45 76V74L43 75H40L41 73ZM48 72V73H47ZM62 72V73H61ZM65 72V74H66V76H64L65 74H63ZM82 72H84L83 74H84V76H86L85 75V73L87 74V76H86V78H83L84 76H83V74L80 76V74L82 73ZM93 72V73H92ZM136 72H138V70L136 71ZM135 72V73H136ZM201 72V73H200ZM202 72H204L203 74H202ZM206 72H207V74H206ZM217 72V73H216ZM236 72V73H235ZM250 72H251V74H250ZM14 73V74H13ZM116 73V74H115ZM134 73V72H133ZM180 73V74H179ZM211 73H213V74H211ZM227 73V74H226ZM229 73V74H228ZM258 73V74H257ZM262 73V75H260ZM4 74V75H3ZM15 75V76H13V75ZM47 74H49V75H47ZM58 74V75H57ZM63 74V81H65V83H63V81L61 80V75ZM108 74H111V75H109L108 76ZM138 74V73H137ZM143 74V73H142ZM146 74H144L143 76L144 77H150V76H148V75H146ZM183 76H182V75ZM236 74V75H235ZM258 75L257 77H256V75ZM9 75V76H8ZM60 75V76H59ZM88 75H90V77H91V79H93V80H96V81H92V80H90L89 78L90 77H88ZM100 76V77H98V76ZM141 75V74H140ZM146 75V76H145ZM204 75V76H203ZM207 75V76H206ZM210 75H212L213 76V78H212V76H210ZM218 77H216V76ZM248 75V76H247ZM252 75V76H251ZM260 75V76H259ZM8 76V77H7ZM42 76H44V77H42ZM49 76L51 77L50 79H52V80H54V82H52V83H50L52 80H49ZM53 76V77H52ZM103 76V75H102ZM142 76V77H143ZM190 76H191V78H190ZM203 76V77H202ZM225 76V77H224ZM250 76V77H249ZM263 76V77H262ZM32 77V78H33ZM42 77V78H41ZM60 77V78H59ZM72 77H75L74 79H76V81L72 78ZM80 77H81V79H80ZM87 77H88V79L90 80H87ZM139 77V76H138ZM142 77H139L138 78V80L137 79H135L134 81H136V83H142V80L144 81V79L142 78ZM206 77V78H205ZM214 77L215 78H217V79H214ZM224 77V78H223ZM227 77V78H226ZM231 77H233V78H231ZM246 77V78H245ZM262 77V78H261ZM3 78V79H4ZM14 78H16V79H14ZM43 78H45L46 80L48 79V82L46 83V84H44L45 82H46V80L44 79L43 80ZM56 78V79H55ZM70 78H72L74 81H75V87H76V83H78L79 82V80H81L80 81V83L81 82H86V83H84L85 84V86H84V84L83 83H81V84H83V88H81V84H80V86L77 84V86H79L78 88H76L75 89V87H74V89H73V92H74V90H75V92H76V94H77V96L78 97H76L75 99H74V97H70V96H72V94H73V92H72V94H68L67 92V89H66V96L68 97V95H69V98L70 99H72V100H70V99H68L67 97L65 98V100L62 98L61 99V95H59V92H62L63 93V91H64V89L66 88V86L68 85L69 87H70V85H73L74 86V84H71L72 82H74L73 80H71ZM94 78H96V79H94ZM141 78V79H140ZM189 78H190V80L192 81H189ZM222 78V79H221ZM230 78V79H229ZM236 78V79H235ZM258 78V79H257ZM260 78V79H259ZM83 79V80H82ZM85 79V80H84ZM175 79V80H174ZM206 79V80H205ZM211 79V80H210ZM233 79V80H232ZM243 79V80H242ZM255 79V80H254ZM261 79H263V81H261ZM15 80H17V81H15ZM25 80V79H24ZM33 80V81H34ZM110 80H108V81H110ZM140 80H141V82H140ZM180 80V81H179ZM209 80H210V82H209ZM215 80V81H214ZM248 80V81H247ZM50 81V82H49ZM70 81V82H69ZM72 81V82H71ZM98 81V82H97ZM148 79L146 78V80H145V82L148 84ZM201 81V82H200ZM205 81V82H204ZM231 81H232V83H231ZM16 82H17V84H16ZM61 82H62V84L64 85L65 84V88H63L62 87V84H61ZM144 82V83H145ZM185 82V83H184ZM191 82V83H190ZM247 82V83H246ZM249 82L250 83H252L253 85H255V86H251V84H249ZM8 85H7V84ZM20 83V82H19ZM35 83V84H36ZM68 83V84H67ZM88 83V84H87ZM132 83V82H131ZM192 83H193V85H192ZM209 83V84H208ZM20 84H22V83H20ZM27 84V85H28ZM51 86H50V85ZM57 84H58V86H57ZM59 84H60V86L61 87H59ZM95 84V85H94ZM103 83H101L100 84V86H103L102 85ZM114 84V83H113ZM143 84V83H142ZM171 84H173V85H171ZM184 84H185V86H184ZM211 84H213V85H211ZM223 84V85H222ZM257 84H258V86H257ZM9 85H11V86H9ZM14 85V86H13ZM48 88V90H49V92H48V90H47V88L45 87V86ZM52 85H55V86H53L52 87ZM138 85V84H137ZM205 85V86H204ZM227 85V86H226ZM229 85V86H228ZM261 85V86H260ZM12 86H13V88H15V90L14 89H11L12 88ZM41 86V87H40ZM44 86V87H43ZM49 86L51 87V88H53V90L51 89V88H49ZM59 87V88H57V87ZM88 86H91V87H88ZM94 86V87H93ZM99 86V85H98ZM115 86H119V82H118V84L116 85L115 84ZM129 86H131V84L129 85ZM133 86V85H132ZM139 86V85H138ZM197 86V87H196ZM211 86V87H210ZM249 86H251V88L249 87ZM40 87V88H39ZM56 87V88H55ZM85 87V88H84ZM87 87V88H86ZM116 87V88H117ZM188 87V88H187ZM225 87H227V88H225ZM249 87V88H248ZM255 87V88H254ZM259 87V88H258ZM28 88V87H27ZM41 88H42V90H41ZM43 88H45L46 90L44 91V89ZM60 88H62L61 89V91H59L60 90ZM70 88V89H71ZM101 89L103 88V87H100ZM195 88H197V89H195ZM233 88V89H232ZM58 89V90H57ZM79 89H81V91L79 90ZM86 89H88V91H90V92H88ZM91 89H92V91H94V92H91ZM94 89H96V90H94ZM136 91H135V90ZM133 90V93L134 92H137V90L139 91V92H141V90L140 89H138V87L137 88H134ZM188 89V90H187ZM250 89V90H249ZM251 89H253V90H251ZM254 89H256V90H254ZM263 89V90H262ZM52 91V93H51V91ZM69 90V89H68ZM86 90V91H85ZM98 90H99V92H98ZM210 90V91H209ZM4 91V92H3ZM6 91V92H5ZM11 91V92H10ZM13 91V92H12ZM16 91V92H15ZM25 91V92H24ZM23 91V94H26V92H28V89L27 90H24ZM31 91V92H30ZM59 91V92H58ZM169 91V90H168ZM193 91V92H192ZM252 91V92H251ZM1 92H3V95H2V93ZM14 92H15V94H18V96L19 97H25V101H23L24 102V104H23V102H21L23 99H19V97H15V94H14ZM46 93V96L44 95L45 93ZM55 92V94L53 95V93ZM74 92V93H75ZM78 92V93H77ZM88 92V93H87ZM101 92H102V90H101ZM130 92L132 93V91H131V89H130ZM171 92H170V96L172 97V99H171V97L169 96V95H167L168 97H169V99L172 101L174 98L176 99V96L174 95V98H173V94H171ZM191 92L192 93V95L190 94L189 95V93ZM198 92V93H197ZM234 92V93H233ZM263 92V93H262ZM5 93H9V94H5ZM29 93H27V94H29ZM39 93V94H38ZM42 93H44V94H42ZM56 93H57V95H59V96H57L56 95ZM91 93H94L93 95L91 94ZM138 93V92H137ZM197 96H194V94ZM224 93V94H223ZM39 97V99H41V101L37 98V96ZM40 94H42V95H40ZM79 94V95H78ZM86 94V95H85ZM91 94V95H90ZM168 94H169V92H168ZM186 94V95H185ZM216 94V95H215ZM222 94V95H221ZM238 94V95H237ZM13 95V96H12ZM33 95H35L36 97H35V99H36V101L38 102H35V100L32 98V97H34ZM40 95V96H39ZM53 95V96H52ZM57 96V98H54V96ZM63 95V94H62ZM81 95V96H82ZM89 95V96H88ZM235 95V96H234ZM262 95V96H261ZM9 96H11L12 97V99H11V97L9 98ZM55 96V97H56ZM80 96V97H81ZM198 96H199V98H198ZM15 97V102H14V100H13V98ZM21 97V98H22ZM23 97V98H24ZM59 97V98H58ZM83 97H81V99L83 98ZM200 97H202V98H200ZM9 98V99H8ZM17 98V99H16ZM30 98H32V100L33 101H31V99ZM178 98H181V97H178ZM177 98V100H176V102L174 101V103H176V104H174L175 106H177V101H179V100H181V99H178ZM192 98H193V100H192ZM11 99V100H10ZM21 100V101H19V100ZM26 99L28 100V101H26ZM43 99V100H42ZM44 99H46V100H44ZM58 99V100H57ZM67 99V100H66ZM84 99V98H83ZM225 99V100H224ZM49 100V101H48ZM62 100V101H61ZM192 100V101H191ZM194 100H196V101H194ZM198 100V101H197ZM206 100H208V101H210V102H208L207 101V103H206ZM214 100V101H213ZM222 100V101H221ZM17 101H19V103H22L21 105H24V107L22 108V106L21 107H19V103L17 102ZM29 101L31 102V104H32V106H33V108H32V106L30 107V108H26V102H27V104H28V106H30L31 104H29ZM61 101V103H59ZM170 101V102H171ZM173 101L171 102V103H173ZM202 101V102H201ZM3 102V103H2ZM10 102L12 103L13 102V104L11 105L10 104ZM35 104H37V109H36V105L34 106V103ZM65 102V103H64ZM70 102V103H69ZM73 102V103H72ZM75 102V103H74ZM89 103V105H88V103ZM168 102V101H167ZM191 102H194V103H192V105H191ZM199 104H198V103ZM205 102V103H204ZM214 102V103H213ZM17 103V104H16ZM49 103V104H48ZM52 103V104H51ZM58 103V104H57ZM68 103V104H67ZM169 103V102H168ZM196 103V104H195ZM239 103V104H238ZM242 103V104H241ZM47 104H48V106H47ZM64 104H66V105H64ZM72 105V107L70 106V105ZM95 105V107H93V106H91V105ZM203 104V105H202ZM209 104V105H208ZM213 104V105H212ZM217 106H216V105ZM56 105V106H55ZM62 105V106H61ZM67 105H69V106H67ZM74 105H76V107L74 108ZM102 105H104V104H102ZM107 105H108V107H109V104H108V102H107ZM106 105V106H107ZM169 105V104H168ZM173 105V106H174ZM197 105V106H196ZM198 105H201V106H198ZM205 105V106H204ZM207 105L209 106V107H207ZM5 106V105H4ZM10 106H12V107H10ZM42 106V107H41ZM50 106V107H49ZM64 106L66 107L67 106V108H64ZM123 106V105H122ZM128 106V105H127ZM204 106V107H203ZM211 106V107H210ZM3 107V106H2ZM14 107H15V109H14ZM39 107H41V108H39ZM60 107V108H59ZM62 107V108H61ZM87 107H89V108H87ZM98 107V108H97ZM126 107V108H125ZM169 107V106H168ZM171 107H172V105H171ZM1 108V107H0ZM9 108V109H8ZM71 108V109H70ZM173 108V110L175 109L176 110V107L174 108V107H172ZM205 108V109H204ZM216 110H215V109ZM10 109H12V110H10ZM37 110L38 111V113L40 114H37V111H33V110ZM40 109V110H39ZM65 109V110H64ZM76 109H78L77 111H76ZM87 109V110H86ZM92 109H94V110H92ZM101 109V110H100ZM103 109H106V110H103ZM127 109V110H126ZM165 109H167V108H165ZM227 109H229V110H227ZM50 110V111H49ZM70 111V113L68 112V111ZM86 110V111H85ZM108 110V111H107ZM131 110V111H130ZM171 110V108L169 109H167V110H165V112H164V114L168 111H170ZM189 110V109H188ZM187 111V112H189V115L188 114H186L185 116H191L192 114H194V112L193 111ZM199 110V111H198ZM212 110V111H211ZM213 110H214V112H213ZM47 111V112H46ZM48 111H49V114L47 115V113H48ZM52 111V112H51ZM56 111V112H55ZM64 111H66V112H64ZM73 111H75L76 113V115L74 114V112ZM83 111V112H82ZM105 112L104 114L106 115V116H104V114L102 113V112ZM107 111V112H106ZM172 111V110H171ZM202 111L205 113H202ZM25 112V113H24ZM32 112V113H31ZM33 112H34V114H33ZM46 112V113H45ZM72 112V113H71ZM90 112H92V114L90 113ZM96 112V113H95ZM100 112V115L98 114ZM113 112V113H112ZM173 112V111H172ZM176 112V111H175ZM175 112H173L174 114H175ZM178 112V113H177ZM177 112H176V115H172V114H170V115H172L173 116V118L174 117H178V119L177 120H179L180 121V119L182 118V115H183V117H184V114L183 113H181V115H179V112L180 111H178L177 110ZM200 112V113H199ZM211 112V113H210ZM241 112V113H240ZM4 113L6 114V115H4ZM19 113H20V115H19ZM26 114V116H24V114ZM35 113H36V115H35ZM46 114V115H43V114ZM52 113V114H51ZM63 113V114H62ZM85 113V114H84ZM88 113H90V114H88ZM113 114V115H110V114ZM170 113V112H169ZM22 114V115H21ZM29 114H30V116H29ZM51 114V115H50ZM56 114V115H55ZM80 114V115H79ZM95 114V115H94ZM163 113L161 114V115H163L164 117H165V115H166V117L164 118L163 116H162V120H165V119H167V117L168 116H170L168 113H166L165 115H164ZM168 114V115H167ZM178 114V115H177ZM191 114V115H190ZM4 115V116H3ZM40 117H39V116ZM50 115V116H49ZM78 115L80 116V118L78 117ZM95 117H94V116ZM101 115H102V118H101ZM208 115V116H207ZM210 115V116H209ZM211 115H215L216 117H218L219 118V116H221L220 118L222 119V120H228V119H230L231 117L233 118V120H234V126H233V123L231 124V127H230V129L228 128V130L229 131H231V130H234V131H231V133H229V131L228 132H225L226 131V129H224V130H219V132H220V134L218 133V132H216V130H214L216 133H218V134H216L214 131H213V133L211 134V136H210V132L213 130H211V128L209 129V127H210V125H208V123L210 124V122H208V121H210L211 120V122H213V123H215L212 119L213 118H211V117H213V116H211ZM225 115V116H224ZM230 115V116H229ZM1 116H3L4 117V119H3V117H1ZM17 116V117H16ZM37 116V117H36ZM55 116H59V117H55V119H54V117ZM66 117V119H65V117ZM71 116V117H70ZM96 116H98V117H96ZM181 118H180V117ZM224 116V117H223ZM244 116V117H243ZM5 117H6V121H5ZM33 117V118H32ZM100 117V119H102V121H100L98 118ZM210 119H209V118ZM228 117V118H227ZM230 117V118H229ZM261 117V118H260ZM43 118V119H42ZM50 118V119H49ZM63 118V119H62ZM77 118H79L78 120H77ZM92 118V119H91ZM114 118V117H113ZM45 119V120H44ZM47 119V120H46ZM59 119V120H58ZM62 119V120H61ZM69 119V120H68ZM84 119V120H83ZM95 119V120H94ZM98 119V120H97ZM105 119V120H106ZM137 119V120H136ZM140 119V118H139ZM183 119V118H182ZM191 119H193V118H191ZM207 119H208V121H207ZM259 119H260V127H259V132H258V130L256 131V126H257V122L259 121ZM20 120V121H19ZM71 120V121H70ZM79 120H81V121H79ZM83 120V121H82ZM95 121L96 123L93 125V121ZM202 120V121H201ZM47 121V122H46ZM53 121H56V122H54V123H51V122H53ZM59 121V122H58ZM68 121V122H67ZM99 123H98V122ZM120 121H122V120H120ZM132 121V122H131ZM134 121V122H133ZM175 121H176V119H175ZM182 121V120H181ZM208 122L207 124L205 123V122ZM22 122V123H21ZM59 124H58V123ZM70 122H73V123H70ZM76 122H78L77 124H76ZM85 122V123H84ZM132 123V125H131V123ZM177 123H178V121H176ZM236 122V123H235ZM42 123V124H41ZM57 123V124H56ZM69 123H70V125H69ZM87 123V124H86ZM98 123V124H97ZM117 123V122H116ZM118 123H120L119 121H118ZM117 123V124H118ZM138 123V124H137ZM180 123V122H179ZM243 123V124H242ZM28 126H27V125ZM57 126H56V125ZM80 124H82V125H80ZM85 124V125H84ZM100 124V125H99ZM163 124H166V123H164L163 122ZM236 124V125H235ZM237 124H239V125H237ZM242 124V125H241ZM9 125V126H8ZM23 125V126H22ZM46 125H48V126H46ZM69 125V126H68ZM73 125V126H72ZM121 125V126H120ZM142 125V124H141ZM161 125H162V123H161ZM160 125V126H161ZM178 125V124H177ZM180 125V124H179ZM179 125H178V127H179ZM201 126V128L199 129V128H197V126ZM244 125V126H243ZM25 126V127H24ZM30 126V127H29ZM80 126V127H79ZM91 126V127H90ZM92 126H94V127H92ZM98 126V127H97ZM159 126V127H160ZM165 126V125H164ZM164 126H163V130H162V128L160 127V131L162 130L163 132H165V134H166V132L167 133H169V129L168 128H164ZM185 126V127H184ZM199 126V127H200ZM202 126H205V127H203L202 128ZM17 127L18 128H20V129H17ZM21 127H23L24 129H22ZM54 127V128H53ZM82 127H84V128H82ZM107 127V128H106ZM110 127V128H109ZM159 127H156L155 129L156 130H154V127L152 128L153 130H152V132L153 131H156V132H158V134H160V133H162V131L160 132V131H158L159 130ZM180 127H181V125H180ZM185 129H184V128ZM11 128V129H10ZM30 128V129H29ZM37 128V129H36ZM39 128V129H38ZM50 128V129H49ZM58 128V129H57ZM61 129V131H60V129ZM71 128V129H70ZM77 128V129H76ZM79 128V129H78ZM95 128H97V129H99L98 131L95 129ZM104 128V129H103ZM208 128V129H207ZM13 129V130H12ZM16 129H17V131H16ZM34 129H36L35 131H34ZM41 129V130H40ZM66 129V130H65ZM82 129V130H81ZM93 131H92V130ZM106 129L108 130V132L106 131ZM110 129H112V131L110 130ZM137 129V130H136ZM237 129V130H236ZM238 129H240L239 130V133H238ZM28 130H30V133H26V132H28ZM39 130V131H38ZM54 130V131H53ZM59 130V131H58ZM63 130H65V131H63ZM68 130V131H67ZM80 132H79V131ZM89 130V131H88ZM102 132H101V131ZM114 130V131H113ZM208 130V131H207ZM1 131H0V133H1ZM10 131H12V132H10ZM15 131V132H14ZM25 131V132H24ZM63 131V132H62ZM71 131H73V132H71ZM77 131V132H76ZM106 131V132H105ZM116 131V132H115ZM210 131V132H209ZM222 131V132H221ZM223 131L225 132V133H223ZM240 131H242V132H245V133H241ZM254 131V132H253ZM7 132V133H6ZM14 132V133H13ZM32 132H34V133H32ZM35 132H37L36 133V135H37V137L39 138H37L36 137V135H35ZM51 132V133H50ZM53 132V133H52ZM83 132V133H82ZM85 132V133H84ZM87 132H89V133H87ZM96 132H99V133H96ZM160 132V133H159ZM236 132V133H235ZM11 133H13V134H11ZM21 133V134H20ZM24 133H26L27 134V136H26V134L24 135ZM55 133V134H54ZM57 133V134H56ZM68 133V134H67ZM75 134V135H73V134ZM78 133H80V134H78ZM110 133V134H109ZM199 133V134H198ZM206 133V134H205ZM209 135H208V134ZM229 133V134H228ZM236 135H235V134ZM7 134V135H6ZM31 134H33L32 136H31ZM49 134V135H48ZM64 134H66V135H64ZM78 134V135H77ZM91 134V135H90ZM112 134V135H111ZM113 134H115V135H117V136H114ZM153 134H155L154 132H153ZM164 134V133H163ZM198 134V135H197ZM234 134V135H233ZM239 134V135H238ZM249 134V135H248ZM28 135H29V138H28V140H27V137H28ZM47 135V136H46ZM51 135V136H50ZM72 135L74 136V137H72ZM97 135H99V137L97 136ZM134 135V134H133ZM157 135V134H156ZM226 135H227V137H226ZM230 135V136H229ZM246 135V136H245ZM6 136V137H5ZM22 136V137H21ZM33 136H35V137H33ZM52 136H53V139H52ZM60 136H62V137H60ZM67 136V137H66ZM92 136H94V137H92ZM97 136V137H96ZM114 136V137H113ZM132 136V135H131ZM248 136V137H247ZM34 138V139H38L39 141H40V139L42 140V141H40V142H43V143H41L40 145H39V143L40 142H38V143H36V140H34V139H30V138ZM47 138L48 137V141H44V138ZM60 137V138H59ZM64 137V138H63ZM80 137V138H79ZM96 137V138H95ZM102 139H101V138ZM104 137V138H103ZM111 137H112V139H111ZM116 137V138H115ZM207 137V138H206ZM225 137V138H224ZM236 137V139H234ZM255 137V138H254ZM23 138H26V140H27V142H26V140L25 139H23ZM49 138H51V140L49 139ZM59 138V139H58ZM66 138V139H65ZM72 138H74V139H72ZM82 138V139H81ZM84 138V139H83ZM88 138V139H87ZM241 138V139H240ZM247 138V139H246ZM262 138V139H261ZM12 139V140H11ZM63 139V140H62ZM68 139V140H67ZM70 139V140H69ZM81 139V140H80ZM87 139V140H86ZM100 139V140H99ZM120 139V140H121ZM240 139V140H239ZM46 140V139H45ZM53 140V141H52ZM57 140V141H56ZM99 140V141H98ZM217 140V141H216ZM231 140V139H230ZM257 140H258V142H257ZM262 140V141H261ZM14 141H15V143H14ZM51 141V142H50ZM66 141V142H65ZM90 141L91 143L89 144L88 142ZM241 142V144H240V142ZM250 141V142H249ZM46 142V143H45ZM63 142V143H62ZM73 142V143H72ZM86 142V146H85V143ZM97 142V143H96ZM156 142V141H155ZM243 142H245V143H243ZM262 142V143H261ZM13 145H12V144ZM26 143H28V144H26ZM34 143H36V144H34ZM64 143H65V145H64ZM95 143V144H94ZM216 143V144H215ZM243 143V144H242ZM19 144V145H18ZM33 144V145H32ZM61 146H59V145ZM69 146H68V145ZM72 144V145H71ZM89 144V145H88ZM92 144V145H91ZM94 144V145H93ZM224 144V143H223ZM222 144V145H223ZM246 144V145H245ZM260 144V145H259ZM4 145H8V147H7V149L5 148L6 146H4ZM11 145V146H10ZM21 145V146H20ZM25 145V146H24ZM51 145V146H50ZM55 145V146H54ZM109 145V144H108ZM236 145H234V148L236 149ZM241 145V146H240ZM258 145V146H257ZM10 146V147H9ZM14 146V147H13ZM16 146H17V148H16ZM35 146V147H34ZM49 146V147H48ZM77 147V150L79 149L80 151H83L82 153H80L81 154V156H79V158L77 157L76 158V160L74 159L75 157L73 156V152H74V150H75V152L77 151L76 150V147ZM232 146V145H231ZM14 149H13V148ZM23 149V151H22V149ZM24 147V148H23ZM27 147V148H26ZM31 147H33V149L31 148ZM63 147V148H62ZM69 148V149H67V148ZM87 147V148H86ZM89 147V148H88ZM174 146H172V149H171V147H170V149L169 150H174V148H173ZM260 147H263V148H260ZM4 148V149H3ZM12 148V149H11ZM26 148V152H24V149ZM31 148V149H30ZM47 148H49V150L48 151H51L52 152V150H51V148L53 149H55V156H53L52 157V155L54 154L53 152V154L51 155V157H49V155L47 156V154H49V152L48 153H46L47 151ZM62 148V149H61ZM67 150H66V149ZM73 148H74V150H73ZM259 148V149H258ZM9 149H10V151H12V152H10L9 151ZM16 149H20L21 151H22V153H23V155H22V153H18V152H21V151H18V152H16L15 154H14V151L16 150ZM31 150V152L32 151H35V152H37V154H38V159H39V161H38V159H35L37 156H35L36 155V153L35 152H33V153H31V152H29L30 150ZM53 149V150H54ZM65 149V150H64ZM228 149H230V148H228ZM238 149V150H239ZM261 149V150H260ZM27 150H29V151H27ZM72 150V151H71ZM78 150V151H79ZM178 149H176L175 150V154L171 157L170 155V157L171 158H173V157H175V156H181L182 157V153L180 154V152L177 154V152L179 151H177ZM259 150V151H258ZM17 151V150H16ZM40 151V152H39ZM45 151V152H44ZM88 151V152H87ZM28 152V154L29 155H27L26 153ZM65 152V153H64ZM70 152H72L71 153V156H70ZM101 152V151H100ZM99 152V153H100ZM31 153V154H30ZM44 153H45V157H43L44 156ZM18 154L19 155H21L22 157H24L23 159H22V157L21 156H19L18 157ZM63 154V155H62ZM79 154V155H80ZM91 154V155H92ZM102 154V153H101ZM171 154H173V153H171ZM177 154V155H176ZM241 154V153H240ZM12 155V156H11ZM14 155H17V157L19 158V159H16L17 157L16 156H14ZM34 155V156H33ZM42 155V156H41ZM65 155V156H64ZM84 157H83V156ZM242 155V154H241ZM239 155L238 154V157L237 158H234V160L233 161H235V163L237 162V163H242V164H245V161L244 160H246L244 157V155ZM5 156V157H4ZM26 156V157H25ZM27 156H29V158H30V160H29V158L27 157ZM33 158H32V157ZM254 156H256V157H254ZM14 157H16L15 159H14ZM41 157V158H40ZM46 157H48V159L46 158ZM55 157V158H54ZM64 157V158H63ZM70 157V158H69ZM103 157V156H102ZM163 156H161V159L163 160V158H162ZM184 157V156H183ZM216 157H218V158H216ZM220 156H215V157H213V158H210V160H211V162L210 163H212V162H217V160L218 161H220V159L221 160H224L225 159V157L224 156H221L220 158H219ZM241 157V158H240ZM6 158V162H5V159ZM8 158V159H7ZM26 158V161L24 160ZM44 159V164L45 163H52L53 162V160H54V162H53V164H51L50 166H48V165H46V167H45V165H44V167H41V168H43V169H41L40 167L37 169L36 167H38L39 166V164L37 165V166H35V164H36V160L39 162V163H41L40 162V160L41 159ZM52 158V159H51ZM67 158V159H66ZM98 158H101V156L100 157H98ZM165 158V157H164ZM177 158V157H176ZM243 158V159H242ZM259 158H261L262 159V157L260 156ZM43 159L41 160V161H43ZM66 159V160H65ZM71 159V160H70ZM88 159V160H87ZM214 159V160H213ZM51 160H52V162H51ZM70 160V161H69ZM18 161V162H17ZM19 161H21V162H19ZM31 161H32V163H31ZM46 161V162H45ZM243 161V162H242ZM260 161V162H259ZM56 162H57V164H56ZM89 162H87V163H89ZM255 162H256V164H255ZM10 163H12V164H10ZM20 163V164H19ZM23 163H25V165H26V167L23 165ZM27 163L28 164H30V165H27ZM59 163H60V166H58L59 165ZM73 163V164H72ZM86 163V164H87ZM236 163V164H237ZM249 163V162H248ZM248 163H246V164H248ZM23 165V167H22V165L19 167V165ZM42 164V163H41ZM40 164V165H41ZM55 164V165H54ZM61 164H62V166H61ZM64 164V165H63ZM71 164V165H70ZM245 164V165H246ZM262 164V165H261ZM34 165V166H33ZM54 165V166H53ZM258 165V166H257ZM2 166V167H1ZM19 168H18V167ZM33 166V167H32ZM43 166V165H42ZM48 166V167H47ZM56 166V167H55ZM73 168H72V167ZM236 166H240L239 164H237ZM253 166H255V167H253ZM4 167V168H3ZM9 168V170H8V168ZM17 167V168H16ZM29 167V168H28ZM31 167H32V169H31ZM61 167V168H60ZM63 167V168H62ZM259 167V168H258ZM6 168V169H5ZM10 168L12 169H14V168H16V169H14V170H10ZM26 168H28V169H26ZM75 168V169H74ZM87 168L89 169V170H87ZM3 169V170H2ZM29 169H31V170H29ZM62 169V170H61ZM64 169V170H63ZM78 169V170H77ZM8 170V171H7ZM23 170V171H22ZM26 170H27V172H26ZM32 170H33V172L36 170V172H32ZM51 170V171H50ZM54 170V171H53ZM56 170V171H55ZM77 170V171H76ZM3 171H5V172H3ZM12 171V172H11ZM14 171V172H13ZM29 171V172H28ZM30 171H31V173H30ZM37 171H39V172H42V173H39V172H37ZM47 171V172H46ZM61 171V172H60ZM96 173H95V172ZM18 172H20V173H18ZM23 172V173H22ZM57 172V173H56ZM79 172V173H78ZM81 172V173H80ZM87 172H88V174H87ZM123 172H125V171H123ZM122 172V174H121V171H119L118 173H120L121 175H124L125 173H123ZM3 173H5L4 175H3ZM12 173V174H11ZM17 173V174H16ZM25 173V174H24ZM29 173V174H28ZM37 173V174H36ZM45 173V174H44ZM116 173V172H115ZM114 173V174H115ZM118 173H116V174H118ZM263 173H264V171H263ZM29 176H28V175ZM40 176H39V175ZM41 174H43L42 176H41ZM61 174H63V175H61ZM69 174V175H68ZM142 174V175H141ZM258 174V175H257ZM15 175H18V176H15ZM34 175V176H33ZM57 175V176H56ZM126 175V174H125ZM138 175V176H137ZM141 175V176H140ZM6 176V177H5ZM8 176V177H7ZM10 176V177H9ZM13 176H15V177H13ZM31 176H33L32 178H34V180H33V182H32V178H31ZM35 176H37V177H35ZM65 176V177H66ZM78 176V177H77ZM82 176V177H81ZM85 176V177H84ZM3 177H5V178H3ZM11 177H13V179L12 180H10L11 179ZM29 177V178H28ZM38 177H40V178H38ZM42 177V178H41ZM139 177V178H138ZM263 177V178H262ZM8 180H7V179ZM18 178V179H17ZM26 178H28V183H27V181H25L26 180ZM35 178H36V181H37V184H36V181H35ZM49 178V179H48ZM53 178V179H52ZM21 179V180H20ZM25 179V180H24ZM41 179H43V180H41ZM81 179H82V181H81ZM151 179V178H150ZM4 180H6L7 182H4ZM16 180V181H15ZM30 180V181H29ZM39 180V181H38ZM48 180V181H47ZM80 180V181H79ZM87 180V181H88ZM11 181H12V183H11ZM23 181V182H22ZM35 181V182H34ZM44 181V182H43ZM50 181V182H49ZM90 181L88 182L89 184H91L90 183ZM94 181H96L95 183H94ZM143 181H144V183L147 185H145V187L144 186H142L144 183H143ZM10 182V183H9ZM14 182V183H13ZM30 182H32V183H30ZM38 182L40 183V184H38ZM149 182V183H148ZM7 183V184H6ZM26 183V184H25ZM56 183V184H55ZM61 185H60V184ZM96 183V184H97ZM16 184V185H15ZM49 184V185H48ZM2 185V186H1ZM12 185V186H11ZM32 185H33V187H32ZM37 185H38V188L40 189V191L39 192H41V189H42V192L45 190V193H43L42 194V192L39 194L38 192H37V189L38 188H35V187H37ZM40 185V186H39ZM54 185V186H53ZM149 185L151 186V188L149 187ZM154 185V184H153ZM17 186V187H16ZM21 186V187H20ZM24 186L26 187H28V189H27V187L26 188H24ZM48 186V187H47ZM67 186V187H66ZM247 186H250L249 184H247ZM253 186H255V184L253 185ZM6 187V188H5ZM17 188V190H15L16 188ZM147 187V188H146ZM264 187V186H263ZM262 187V188H263ZM29 188H31L30 190H29ZM43 188H46V189H43ZM51 188V189H50ZM64 188H66V189H64ZM69 188H71V187H69ZM68 188V189H69ZM246 188L245 186H243L242 187V189L241 188H238L237 190L238 191H235V192H237V193H239V190H240V193L241 192H243L244 191V189ZM24 189V190H23ZM155 189V188H154ZM4 190V191H3ZM8 190V191H7ZM14 190V191H13ZM25 190H27V191H31V190H33L32 192H30L31 193V195L28 193V194H25L23 191H25ZM148 190V191H147ZM151 190V191H150ZM242 190V191H241ZM10 191V192H9ZM26 191V192H27ZM35 191H36V193H35ZM49 191V192H48ZM154 192L156 191V189L155 190H153ZM6 192V193H5ZM8 192V193H7ZM62 194H61V193ZM3 193V194H2ZM226 193V192H225ZM7 194V195H6ZM8 194H12V195H8ZM23 194V195H22ZM34 194V195H33ZM24 195H26V197L24 196ZM44 195V196H43ZM152 195V196H151ZM161 197H160V196ZM164 195L167 197L166 199H163L162 201V204H161V198L162 197H164ZM177 195V197H174V196H176ZM182 195V196H181ZM185 195V196H184ZM190 195V196H189ZM196 195V196H195ZM221 195V196H220ZM250 197H248V196ZM8 196H10V197H8ZM22 198H21V197ZM80 196V197H79ZM81 196H82V198H81ZM126 196V197H125ZM174 197V199L172 198V197ZM179 196V197H178ZM182 198H181V197ZM192 196V197H191ZM203 196V197H202ZM229 196H230V198H229ZM20 197V198H19ZM126 199V201H125V199ZM152 197V198H151ZM153 197L156 199V201H155V199H153ZM169 197H171L172 198V200H169L168 202L167 201H165V200H167V199H169ZM185 197V198H184ZM201 197V198H200ZM207 197V198H206ZM210 199H209V198ZM230 199V201H231V203L229 202V199ZM260 197V198H259ZM15 198H18V200L17 199H15ZM81 200H80V199ZM158 198H159V200H158ZM165 198V197H164ZM170 198V199H171ZM180 198V199H179ZM191 198H193V199H191ZM212 198H214V199H212ZM10 199V200H9ZM21 199V200H20ZM123 199V200H122ZM176 199H178V200H176ZM182 199H183V201H182ZM188 199V200H187ZM202 199H209L210 200V202L211 203H215L216 204V201L215 200H218L217 202H221L223 205L224 204H226L227 205V207L229 208L230 207V205H231V207L229 208V209H227V207H226V205H224V206H221V207H223V211H222V213L224 212V216H227L228 218H229V220H230V218H231V220L229 221H227V223L229 222V223H231L232 221V224H227L226 225V223H224L223 221H221V222H223L224 223V225H223V223L221 224V225H218L217 227H215V229H212L214 226H216L217 225V223H215V224H213L212 226L210 225V221H212L211 219H209L210 218V216H208L209 215V211L205 208V210H204V208H203V213H205L204 215H206V218L204 217V219L202 220L201 219V221L202 222H200V220L198 221L197 219H196V217H198V215L195 217V215H194V217H192L193 216V214H192V210L194 209L195 210V208H196V206H197V203L198 204H200L201 203V201H202ZM220 199V200H219ZM225 199H228V200H225ZM236 199V200H237ZM245 199H247V200H245ZM5 200V201H4ZM173 200H174V202H173ZM179 200H181L182 201V203L181 202H179ZM189 200H191V201H189ZM196 200V201H195ZM222 200V201H221ZM242 200V201H241ZM250 200V201H249ZM256 200V201H255ZM13 201H15V203L13 202ZM21 201V202H20ZM126 202L127 204H129L130 203V205L128 206V205H125L124 204V202ZM129 203H128V202ZM172 201V202H171ZM175 201H178V203H176ZM227 201V202H226ZM232 201H235V202H232ZM258 201V202H257ZM7 202H8V204H7ZM9 202H11V203H9ZM18 202H20V204L18 203ZM24 202V203H23ZM137 202H139L138 204H137ZM157 202V203H156ZM190 202V203H189ZM194 204H192V203ZM220 202H219V204H220ZM244 202V203H243ZM245 202H249V203H245ZM252 204H251V203ZM15 205H14V204ZM26 203V204H25ZM72 205H71V204ZM156 203V204H155ZM171 203L175 206V208H171L172 206H171ZM181 203V204H180ZM184 203V204H183ZM188 203V204H187ZM213 203V204H214ZM243 203V204H242ZM257 203H258V205H257ZM11 204H13L12 206H10ZM122 204H124V205H122ZM140 204V205H139ZM153 204H154V206H153ZM158 204H159V206L161 207V208H164V209H159L160 207L158 206ZM161 204V205H160ZM165 206H167V207H165ZM167 204V205H166ZM183 204V205H182ZM221 204V205H222ZM230 204V205H229ZM236 204V205H235ZM250 204V206H249V211L247 210V205H249ZM260 204V205H259ZM32 205V206H31ZM70 205H71V207L72 208H70ZM75 205V206H74ZM149 205V206H148ZM151 205V206H150ZM156 205V206H155ZM162 205H163V207H162ZM188 205H189V208L191 209H189L188 208ZM191 205V206H190ZM242 205H246L245 207L243 206L242 207ZM9 206V207H8ZM22 206H24V207H22ZM25 206H26V208H25ZM121 206V207H120ZM124 206H126V207H124ZM139 206V207H138ZM149 207V209H148V207ZM157 206L159 207V208H157ZM171 206V207H170ZM173 206V207H174ZM184 206V207H183ZM193 206V207H192ZM232 206H237V207H240L237 211H236V209H234L235 207H232ZM11 207V208H10ZM31 207H33V209L31 208ZM59 207H61V208H59ZM66 207V208H65ZM122 207H124L123 208V210H121V208ZM129 207H131L132 209H134V208H136V209H138L139 208V210L141 209L142 211H141V213L143 214V217L141 218V220L142 221H140V222H138V220H136V218L134 217V215H133V212H132V209H130ZM150 207H151V210H150ZM153 207H156V208H154V209H152ZM169 207V208H168ZM180 209H179V208ZM211 207H213L212 205H211ZM226 207V209H224ZM258 207V208H257ZM9 208V209H8ZM22 208V209H21ZM23 208H24V210H23ZM29 208H31L30 210H29ZM127 208V209H126ZM145 208V209H144ZM186 208H187V211H186ZM231 208H232V210H235V213L237 212L238 213V211H239V213H238V215L237 214H234V211H230L231 210ZM245 208V209H244ZM9 211H8V210ZM27 210V212H26V210ZM57 209V210H56ZM88 209V210H87ZM103 209H105V210H103ZM125 209V210H124ZM168 209V210H167ZM172 209V210H171ZM250 209H251V211H250ZM12 210V211H11ZM14 210V211H13ZM17 210V211H16ZM29 210V211H28ZM55 210V211H54ZM96 210V211H95ZM103 210V211H102ZM146 210V211H145ZM154 210H156L158 213H156V211L152 214V212L151 211H154ZM163 210V211H162ZM173 210H180V212H182L181 214H175V212L173 211ZM184 210V211H183ZM8 211V212H7ZM52 211V212H51ZM57 211H59V213L57 212ZM64 211V212H63ZM105 211V212H104ZM160 211V212H159ZM162 211V212H161ZM167 211V212H166ZM171 211V212H170ZM207 211H208V213H207ZM214 211V210H213ZM244 211V212H243ZM18 215V216H16V214ZM95 212V213H94ZM148 214H147V213ZM166 212V213H165ZM246 212H248V213H246ZM252 212H253V214L255 215V216H253V214H252ZM255 212V213H254ZM10 213V214H9ZM14 213V214H13ZM21 213V214H20ZM57 213V214H56ZM98 213V215H99V213H102V214H104V213H107V215L106 214H104L103 216H102V219H101V221L100 222H104V225H101V223L99 222V220H100V218H98V216L96 215ZM151 213V214H150ZM168 213V214H167ZM169 213H171V214H169ZM175 214V215H177V216H179L178 218H176V219H178V221H176V219L175 218H173L172 217V215L173 214ZM250 213H251V215H250ZM11 214H13L12 216H11ZM20 214V215H19ZM32 214V215H31ZM56 214V215H55ZM101 214V215H102ZM147 214V215H146ZM155 214V215H154ZM157 214V215H156ZM159 214H161L160 216H158ZM184 214H186V216L184 215ZM189 214V215H188ZM208 214V215H207ZM233 214H234V216L236 215L237 217H233ZM241 214V216H239ZM14 215H15V218L14 219H12L13 217H14ZM53 215V216H52ZM70 215V216H69ZM153 215V216H152ZM169 215H171V217H169ZM181 215H184V216H182V217H180ZM25 216V217H24ZM50 216V217H49ZM53 218H52V217ZM65 216V217H64ZM83 216V217H82ZM146 216V217H145ZM155 216H157V217H155ZM162 216V217H161ZM207 216H208V219H207ZM231 216V217H230ZM238 216H239V219H238ZM243 216V217H242ZM17 217V218H16ZM19 217V218H18ZM55 217H56V219H55ZM58 217V218H57ZM73 217V218H72ZM105 217V219H103ZM148 217V218H147ZM159 217H160V219H159ZM175 217V216H174ZM187 217V218H186ZM47 218V219H46ZM48 218H49V220H48ZM51 218V219H50ZM156 218V219H155ZM167 218V219H166ZM170 218V219H169ZM171 218H173L174 219V221H176V222H174V221H172L171 220ZM182 218H184V219H182ZM189 218V219H188ZM191 218V219H190ZM235 220H234V219ZM253 218V219H252ZM263 218V219H262ZM22 219V220H21ZM46 219V220H45ZM70 219H72L71 221H70ZM76 219V220H75ZM78 219H79V221L80 222H78ZM154 219V220H153ZM158 219V220H157ZM164 219V220H163ZM186 219H188V220H186ZM195 219V220H194ZM200 219V218H199ZM207 219V220H206ZM256 219V220H255ZM28 220V221H27ZM62 220V221H61ZM148 220V221H147ZM238 220V221H237ZM243 220V221H242ZM253 220V221H252ZM22 221V222H21ZM26 223V225H25V223ZM84 221V222H83ZM96 221V222H95ZM144 221V222H143ZM145 221L146 222H148V223H145ZM151 221H152V224H150L151 223ZM153 221H155V222H153ZM159 221V222H158ZM162 221V222H161ZM197 221L201 224H199L198 225V223H197ZM207 221H208V223H207ZM237 221V222H236ZM10 222V223H9ZM16 223V224H13V223ZM28 222V223H27ZM98 222V223H97ZM123 222V223H122ZM143 222V223H142ZM174 222V224L172 225V223ZM182 222V223H181ZM226 222V221H225ZM5 223H6V225L7 226H9V229L7 228V229H5V227L4 226H6L5 225ZM24 223V224H23ZM72 223V224H71ZM78 223V225H75V224H77ZM82 223H84V224H82ZM138 223V224H137ZM164 223V224H163ZM167 223V224H166ZM169 223V224H168ZM177 223V224H176ZM220 223V222H219ZM238 223V224H237ZM9 224V225H8ZM18 224V225H17ZM96 224H98L99 226H97ZM136 224V225H135ZM142 224H144V225H142ZM155 224V225H154ZM194 224H196V225H194ZM212 224V223H211ZM237 224V225H236ZM244 226H243V225ZM252 224V225H251ZM17 227V228H19V229H17V228H15V226ZM49 225H51V226H49ZM139 225H141V226H139ZM172 225V226H171ZM174 225H176V226H179L178 227V230H177V227L176 228H174L175 226ZM231 225V226H230ZM235 225V226H234ZM21 226H22V232L20 231V229H21ZM81 226V227H80ZM100 226H102V227H100ZM149 228H148V227ZM158 226V227H157ZM183 226V227H182ZM188 226V227H187ZM196 226V227H195ZM208 226V227H207ZM240 226H242V227H240ZM262 226V227H261ZM13 227V228H12ZM55 227V228H54ZM165 229H164V228ZM195 227V228H194ZM203 228V229H200V228ZM222 227H224V228H226V229H224V228H222ZM233 227V228H232ZM235 227V228H234ZM17 229V230H15V229ZM45 228V229H44ZM80 229V232H79V229ZM146 228V229H145ZM160 228V229H159ZM168 228V229H167ZM180 228V229H179ZM25 229V230H24ZM58 229V230H57ZM61 229V230H60ZM132 229H135V230H132ZM162 229V230H161ZM165 230V232H164V230ZM190 229V230H189ZM219 229H222V230H219ZM253 229V230H252ZM8 230V231H7ZM12 230V231H11ZM54 230V231H53ZM148 230V231H147ZM167 230V231H166ZM174 230V231H173ZM199 230V231H198ZM207 230V231H206ZM211 230V231H210ZM217 230V231H216ZM243 230V231H242ZM14 231V232H13ZM21 233H20V232ZM26 231V232H25ZM136 233H135V232ZM150 231V232H149ZM172 231V232H171ZM202 231V232H201ZM231 231V232H230ZM236 231H237V233H236ZM133 232L135 233V236H136V238H132V240H131V238H129V237H133L134 235H131V233L133 234ZM157 232V233H156ZM178 232V233H177ZM193 232V233H192ZM233 232V233H232ZM262 232V233H261ZM16 233H18V234H16ZM80 233V234H79ZM125 233V234H124ZM149 233H150V235H149ZM173 234V235H171V234ZM175 233H177L176 235L177 236H175ZM197 233V234H196ZM203 233V234H202ZM232 233V234H231ZM236 233V234H235ZM251 233V234H250ZM254 233V234H253ZM118 234H119V236H118ZM138 236H137V235ZM143 234V235H142ZM152 234V235H151ZM157 234V235H156ZM165 234V235H164ZM170 234V235H169ZM180 235V239H179V235ZM262 234V235H261ZM120 235H121V237H120ZM130 235V236H129ZM145 235H147V236H145ZM185 237H184V236ZM186 235H187V237H186ZM190 235H192L193 237H191L190 238ZM206 235V236H205ZM249 237H248V236ZM123 236V237H122ZM139 236H141V237H143V238H140ZM172 236H173V238H172ZM175 236V237H174ZM200 236V237H199ZM128 237V238H127ZM157 237V238H156ZM178 237V239L176 240V238ZM184 237V238H183ZM205 237V238H204ZM236 237V238H235ZM117 238H118V240H117ZM122 240H121V239ZM187 238V239H186ZM200 238H202V239H200ZM210 238V239H209ZM220 238V239H219ZM234 238V239H233ZM127 239V240H126ZM145 239V240H144ZM161 239V240H160ZM169 239V240H168ZM190 239V240H189ZM58 240H59V242H58ZM115 240L116 241H119V242H117V244H119L120 243V245H117L116 244V242H115ZM143 240V241H142ZM166 240V241H165ZM172 240V241H171ZM188 240H189V242H188ZM196 240V241H195ZM210 240H212V241H210ZM228 240V241H227ZM238 240V241H237ZM45 241V242H44ZM62 243H61V242ZM104 241V242H103ZM112 241H113V243L116 245V248L114 247L115 245H113V243H112ZM147 241H149V243L147 242ZM168 241V242H167ZM170 241V242H169ZM191 241V242H190ZM200 241V242H199ZM202 241V242H201ZM219 241H220V243H219ZM236 241V242H235ZM250 241V242H249ZM46 242H48V244L46 243ZM49 242H51V243H49ZM64 242V243H63ZM106 242V245H103L102 244V246H103V249H104V246H105V248H107L106 250L104 249H101V245H99V244H101V243H105ZM110 242V243H109ZM205 242V243H204ZM223 242V243H222ZM228 244H227V243ZM39 243V244H38ZM44 243H46V244H44ZM55 245H54V244ZM80 243V244H79ZM108 243V244H107ZM151 243H153V245L151 244ZM159 243V244H158ZM164 243V244H163ZM177 243V244H176ZM217 243H218V245H217ZM240 243V245L238 246V244ZM44 244V245H43ZM61 244V245H60ZM62 244H65V246H63ZM147 244V245H146ZM158 244V245H157ZM227 244V245H226ZM5 245L7 246V248H5ZM46 245V246H45ZM51 245V246H50ZM54 245V246H53ZM108 245V246H107ZM110 245H111V247H110ZM113 245V246H112ZM148 245H149V247H148ZM152 245V246H151ZM214 245H216V249H215V246ZM40 246V247H39ZM42 246V247H41ZM43 246H45V247H43ZM63 248H62V247ZM118 246V247H117ZM170 246V247H169ZM234 246V247H233ZM246 246V247H245ZM249 246H251V247H249ZM2 247H4L6 250H4V248H2ZM54 247V248H53ZM59 247V248H58ZM66 249H65V248ZM99 247H100V249H99ZM124 247V248H123ZM218 247V248H217ZM238 247V248H237ZM253 247V248H252ZM256 247V248H255ZM35 248H39V252L35 249ZM47 248H49V249H47ZM53 249V251H51L50 252V249ZM61 248V249H60ZM110 248H111V251H107V250H110ZM149 248V249H148ZM224 250H223V249ZM252 248V249H251ZM47 251H46V250ZM51 249V250H52ZM58 249H60V250H58ZM115 249V250H114ZM117 249H118V251H117ZM231 249V250H230ZM248 249V250H247ZM259 249V250H258ZM35 250L40 254H36L35 253ZM49 250V251H48ZM56 250H58V251H56ZM63 250V251H62ZM100 250H102V252L104 253H100ZM113 250V251H112ZM222 250V251H221ZM250 250H251V252H250ZM254 250V251H253ZM40 251L42 252V253H40ZM56 251V252H55ZM62 251V252H61ZM104 251H106V253L104 252ZM173 251V252H172ZM178 252V253H174V252ZM66 252V253H65ZM112 252V253H111ZM117 252V254H115ZM119 252V253H118ZM169 252V253H168ZM257 252V253H256ZM48 253V254H47ZM49 253H50V255H49ZM55 253V254H54ZM62 253V254H61ZM114 253V254H113ZM149 253V254H148ZM213 253V254H212ZM216 253V254H215ZM218 253V254H217ZM228 253H230V254H228ZM246 253V254H245ZM260 255H259V254ZM45 254V255H44ZM54 254V255H53ZM60 254H61V256L63 255V257H61L60 256ZM67 254V256H65ZM169 254V255H168ZM237 256H236V255ZM35 255H37L36 257H35ZM41 256V255H43V258H45V256H46V258L45 259H43L42 257H40L39 258V256ZM175 255V256H174ZM217 255V256H216ZM53 256V257H52ZM59 256H60V258H59ZM68 256H69V259H68ZM172 256V257H171ZM58 257V258H57ZM67 257V258H66ZM208 257V258H207ZM224 257V258H223ZM242 257V258H241ZM39 258V259H38ZM66 258V259H65ZM71 258V259H70ZM109 258V259H108ZM178 258V259H177ZM211 258V259H210ZM219 258V259H218ZM239 258H240V260H239ZM61 259V260H60ZM64 261H63V260ZM68 259V260H67ZM107 259H108V261H107ZM178 260H179V262H178ZM217 260V261H216ZM219 260V261H218ZM223 260V261H222ZM67 261V262H66ZM105 261V262H104ZM173 261V262H172ZM233 261V262H232ZM65 262V263H64ZM109 262V263H108Z\"/></svg>", "mask_w": 264, "mask_h": 264}, {"label": "bare ground", "instance_id": "2", "mask_svg": "<svg viewBox=\"0 0 264 264\" xmlns=\"http://www.w3.org/2000/svg\"><path fill=\"white\" fill-rule=\"evenodd\" d=\"M1 1V0H0ZM16 1H18V0H2V2H0V5H2L3 6V8L0 6V11L3 9L4 10V12H3V10L0 12V13H2V14H4L5 12L6 13H8L9 14V10L11 11V12H14V11H18V9L16 8V6H19L18 4H15L16 3ZM20 1V4H21V0H19ZM50 1V0H49ZM53 1V3H54V0H52ZM58 1V0H57ZM65 1V0H64ZM89 1V0H88ZM88 1H86L87 3H88ZM93 1V0H92ZM95 1V0H94ZM97 1V0H96ZM100 1V0H99ZM99 1H97L96 3H97V6H99ZM104 1H107L106 3L104 2ZM104 1H102V2H104L106 5H102V6H105V8L103 7V9L101 8V10H104V9H107V12H110L111 11V9L113 10V11H111L110 13V15H109V13L107 14V16L108 17H110V16H112L113 18H117L118 20H121V21H130L131 23H132V21H134V23L133 24H135L137 21H139V20H143V19H146L147 21H150L149 22V25L147 24V30L145 31V33L143 34V37H141L142 39L141 40H143V42H141V43H139V45L141 46V45H143L142 43H144L145 42V45H147V46H145L147 49H146V54L148 53V51L147 50H149L150 49V52L151 53H149L147 56L148 57H150L151 59V61H146V60H149V58H147V59H145V55L143 56V54H145V53H142V56H143V58H142V56H140L141 57V60H140V57L138 58V54H139V51H137V49H139V48H137V47H139V46H136V48L137 49H135L134 50V52H135V55H136V53H137V57H136V60H139V64L136 62V64H135V61L136 60H132V61H134L133 63H131L130 61H128V63H127V65L128 66H126L124 63V61L122 60V58L121 59H119V57L117 58V61L119 62L120 60L121 61H123V64H122V66L123 67H125L126 66V68L125 69H123V70H118V69H121V68H123L122 66L121 67H119L118 69H117V64L115 65V67L116 68H114V65L112 64V67L114 68V69H116V73L118 72V71H120V73H119V75L117 76V74H116V76L114 77V78H112V80H110L111 78L110 77H113L114 76V72L113 71H111V69H113L112 67H111V65L110 64H106V63H100V64H98V66L97 65H93V68H91V69H93V71H94V73L93 74H91V76L92 77H96L95 75V72H96V69H97V74L99 73V72H101V70H98L99 68L98 67H101L102 66V68L105 66V67H107V65H110L109 66V68H111V69H109V68H106V69H108L109 71H111V74H108V76L109 75H111L110 77H108V78H110V79H108V78H106L107 77V74H106V77L105 78H102V77H104V75H105V73L107 72V70H105L106 72H101V73H104V74H101V78H99L100 79V82H99V84L98 83H96L97 85H96V87H94V88H97V89H100V92H99V90H98V92L99 93H96L95 94V98L93 99V97H87V98H85V97H83L84 95H82V94H80V96L81 97H83L82 99H81V97L79 96H77V94H76V92H75V90H74V92H73V89H74V87H75V81H76V79H74L75 77H78L79 76V73L76 71V74H78L77 76H75V77H72V78H70L71 80H73L74 82H72L71 84H74V86L73 85H70V87L67 85L66 86V88H65V81H63V74H65V72L61 75V80L63 81V83H65L64 85L62 84V82H61V84H62V87L63 88H65L64 89V91H63V93L62 92H59V91H61V89L62 88H60V90L58 91L59 92V95H61V99L63 98L64 100H65V98L67 97L66 95V89H67V93L68 94H72V92H73V94H72V96H70V97H74V99L76 98V97H78V98H76L75 99V102H77V101H79V102H77V103H83V105H84V102H86V101H88V102H91V101H93V103L94 104H96V102L99 104V103H101L102 102V104H104V105H102V104H99V105H101L102 107L101 108H109V112H111L110 111V108L111 107H113L112 109L114 110L115 108H120V107H123V109H124V104L126 105V107H129V109L131 108V110H132V113H133V118H138V122H140V124L137 126L136 125V127L135 128H137V127H140V126H142L141 128H138L139 130H137V131H139V132H136L137 134H135V131L133 130V132L134 133H132L131 135H130V133H129V131L130 130H128V126H127V124L124 122L125 120H129L130 121V119H129V116H128V112H126V111H122V109L120 108V110L118 109V111H120L119 113V115H117L116 116V122L118 123V121L120 122V123H116L115 122V115L117 114V111H116V109H115V112H114V115L111 113L110 115H113V117H111L110 116V118L108 117V120H110V122H106L107 121V116H109L108 114H104L105 112L103 111L102 113L104 114V116H106L103 120V122L101 123V125L102 124H105V126H110V127H112V126H114V128H116V126H118L119 124H122V122H124V124H126V125H120L121 127H118L119 128V130H120V134L121 135H123L122 136V139L120 140H118V141H114V143H112V144H110L109 142H108V144L107 145H104V144H102L101 142H103V140H100V144H99V146H95V147H91V148H89L88 149V151H90V153L92 154V152L94 153V154H96V152L95 151H101L100 153L99 152H97V155H100L101 156V158H98V157H100V156H97L96 157V159H93V160H91L90 162H89V160L87 161V162H89V163H87L86 161L84 162V163H82L81 161H80V163H78V164H75V162L76 161H79L81 158H79V156H81V154L80 153H82L83 151H80L79 149V151L77 150V147H76V152H75V150H74V148H73V150H74V152L72 153V152H70V156H71V153L73 154V156L75 157L74 159L76 160V158L78 157L79 158V160L77 159L75 162H74V166H77V165H79V166H91V168H93V169H91L92 171L93 170H95L96 172H97V177L99 178L98 180H96V181H98V183L96 182V181H94V183L95 184H92L93 182H91L90 180H88L87 178L86 179H83V181H82V179H81V181L82 182H77V178L73 175V177L71 176H69V177H67L66 175V177L64 176H62V178H61V176H57L56 177V181H58V182H62V183H66L65 185H69V187H71V188H67V191L65 192V190H61L62 191V193L63 194H125V195H128V194H143L141 191H144L143 190V188L142 187H140L141 186V184H140V182H139V179H137V177H135L136 175H135V173L136 174H140V173H144L145 175H146V179H147V181L149 180V181H151V183H150V185L152 184V187L153 188H151V186L149 185V187L152 189V192H149L148 194H169V195H171V194H206L205 196H208V195H210V194H238V196H235V198L237 199V197H240L239 196V194H258V196H261V195H259V194H264V176L262 177L263 178V180L261 179V178H259V175L258 176H256L255 174H253V171H256V170H253L252 169V167H251V164L253 165L254 163H251V162H253L252 160L254 159L253 158V154H255L256 155V153H254L253 151H254V149H253V144L252 143H250L248 146H247V150L245 151V153L244 152H242V150L241 149H239V145H236V140L238 139V137H244V135H242L241 136V134H240V136H237V139H236V137L234 138V139H236L235 140V142H233V144H231L230 145V141L232 142V141H234L233 140V137H231V138H229V139H223L222 137H221V134H220V132H219V130H224V129H226V131L225 132H228L229 130H228V128L230 129V127H231V124L233 123V126H234V120H233V118L231 117H229L230 119H228V120H222L220 117L221 116H219V118L218 117H216L215 115H211V116H213V117H211V118H213L212 120L215 122V123H213V122H211V120L210 121H208V119H207V121L208 122H210V124L206 121L205 123L207 124L208 123V125H210V127H209V129L211 128V132L209 133L210 134V136H211V134L213 133V131L214 130H216V132H218L220 135H215L214 136V133L212 134L213 135V138L214 137H216V138H219V143L217 142V144H216V147H213V145L211 144L212 142H211V140H208V138H210L209 136H208V138H207V144H206V142L205 141H203L202 139H201V137H200V135H198V136H192V135H190L188 132L190 131H185V130H183V129H181L182 128V126L183 125H186V126H188L189 125V127H190V125L191 126H193L192 124V122H196L197 123V125H198V123L200 122L199 121V118H203V117H199L200 115H196L195 114V111H193L192 109H194V107L195 106H192V109H190L189 107H191L190 106V103H189V99H187L186 98V96H184L183 98H182V95L181 96H178V97H181V98H178L177 97V95H179V94H181V92H183L184 91V93H186V91L184 90L185 88L184 87H182L183 86V84L181 83V82H183V80L185 79L186 80V78L185 77H187V79H188V76L186 75L185 77L183 76V75H185V74H187V73H189L190 75L192 74V73H194V72H196L197 70H198V68L196 67L197 66V62L199 61V60H201V57L203 58H205V56H201V55H204V54H201V52H196L197 54L195 55V56H197V57H195V56H193V54L191 53V50L192 49H195L197 46L199 47V49L201 50V48L203 47V48H206L205 46H207V45H204V43H202V42H204V41H202L201 39H199V41H200V44L199 43H197V42H199V41H197V42H195L194 40H197L198 38H200L199 36H200V34L201 33H198V32H204V28H206V27H204L203 29L199 26V24L198 23H196V24H198V26L197 27H200V29H202V30H200V29H198V28H196V26H194V25H196V24H194V25H192L191 24V22H189L188 20V22L186 23V21H184L185 22V24L183 25V23L184 22H180L179 20V22H176L175 20H173L174 18H178V17H180L181 15L183 16L184 14V16L186 17V16H189L188 14L191 12V10L193 11H195L196 10V12H200V10H201V8H202V6L201 5H199L198 3H197V0H182V2L184 3L183 5H182V2H181V0H178L180 3H177L178 1L177 0H150V2H151V4H150V6L152 7L151 9H144L143 7H144V5H141L140 3H138V1L137 0H121V1H119L120 3H119V8H114L113 9V7H115V6H113L112 7V5H114V3H113V0L112 1H109V0H104ZM108 1L109 2H111L112 3V5L110 4V3H108ZM135 1H137V3H135ZM199 1H201V0H198V2ZM203 1H205V0H203ZM215 1V0H214ZM244 1V0H243ZM257 1V0H256ZM263 1V0H262ZM5 3V5H4V3ZM10 2H12V4L13 5H15L14 7L16 8H14L13 10H11L10 9V7L11 6H13ZM15 2V3H14ZM33 2V1H28V0H24V3L22 2V5H29L30 6V4ZM34 2H36V1H34ZM44 2V0L42 1V3ZM47 2H48V0H46L43 4H47ZM51 2V1H50ZM50 2H48V4L50 3ZM56 2V1H55ZM61 2V1H60ZM59 2V3H60ZM62 2H63V0H62ZM80 2H83L84 3V0L83 1H81L80 0ZM186 2V3H185ZM202 2V1H201ZM208 2V1H207ZM213 2V1H212ZM246 2V1H245ZM259 2H261L260 0H259ZM3 3V4H2ZM9 3H10V5H9ZM19 3V2H18ZM29 3V4H28ZM52 3V2H51ZM50 3V4H51ZM52 3V4H53ZM58 2H56V3H54V5H56ZM76 3V2H75ZM90 3H91V1H90ZM94 3V2H93ZM100 3H101V1H100ZM146 3H147V1H146ZM200 3V2H199ZM209 3V2H208ZM216 3H218V2H213L212 4L213 5H215L216 6ZM248 3V2H247ZM247 3H245V4H247ZM60 4H62V3H60ZM59 4V5H60ZM69 4V3H68ZM68 4H66V2H65V4H62L63 6H65V5H68ZM72 4V3H71ZM77 4H79V0H78V3ZM95 4V3H94ZM108 4H110V6H108ZM143 4H145V3H143ZM7 5V6H6ZM33 5V4H32ZM58 5V4H57ZM84 4H82L81 6H83ZM88 5V4H87ZM90 5V4H89ZM100 5V6H101ZM202 5H203V8L202 9H206V7L204 8V4L202 3ZM219 5V4H218ZM251 5V4H250ZM24 6V7H25ZM28 6V7H29ZM46 6V5H45ZM69 6V5H68ZM96 6V7H97ZM99 6V7H100ZM106 6H108V7H106ZM139 6H142V7H139ZM147 6H149V3H147ZM183 6H184V8H183ZM210 5H208V7H209ZM232 6V5H231ZM5 7V8H4ZM37 7H38V5H37ZM43 6L41 5V8H42ZM51 7V6H50ZM50 7H48L49 8V11H50ZM52 7H53V5H52ZM67 7V6H66ZM77 7H79V6H77ZM98 7V8H99ZM211 7H212V5H211ZM218 7V6H217ZM233 7V6H232ZM236 7V6H235ZM234 7V8H235ZM238 7V6H237ZM236 7V8H237ZM7 8H9L8 9V11H7ZM30 8V7H29ZM44 8V7H43ZM54 8H55V6H54ZM57 8H58V6H57ZM60 8H61V6H60ZM64 8V7H63ZM92 8H94V7H92ZM92 8H89V9H92ZM109 8H110V11H108L109 10ZM143 8V9H142ZM147 8V7H146ZM184 9V10H182V12H181V9ZM234 8H232V9H234ZM238 8H240V7H238ZM26 9V8H25ZM32 9H34V8H32ZM32 9L30 10V11H32ZM65 9V8H64ZM67 9V8H66ZM65 9V10H66ZM95 9V8H94ZM100 9V8H99ZM226 9H228L227 7H226ZM52 10V9H51ZM69 10H70V8H69ZM68 10V12L67 13H69V12H71V10L69 11ZM93 10V9H92ZM91 10V11H92ZM210 10H212V9H210ZM24 12L26 11V10H23ZM47 11V10H46ZM45 11V12H46ZM55 11V10H54ZM77 11H78V9H77ZM82 11H84V10H82ZM105 11L106 10H104V12H102V13H104L105 14ZM115 11H116V14H114L115 13ZM205 11V10H204ZM227 11V10H226ZM225 11V12H226ZM231 11V10H230ZM234 11V10H233ZM60 12V11H59ZM63 12V11H62ZM74 12V11H73ZM79 12H80V10H79ZM85 12V11H84ZM84 12H82V14L84 13ZM87 12V11H86ZM93 12H95V11H93ZM96 12H97V14H98V12H99V10L97 11L96 10ZM101 12V11H100ZM186 12H188L187 14H186ZM203 12V11H202ZM235 12V11H234ZM32 12H30V14H31ZM65 13V14H64ZM64 13H62V14H64V15H66L67 13L66 12H64ZM72 13V12H71ZM78 12H76V14H77ZM101 13V14H102ZM25 13H23L22 15H24ZM27 14V13H26ZM25 14V15H26ZM58 14V12L55 14H53L54 16L56 15V17L55 18H57V15ZM193 14H195V18H197V19H199L198 17H199V15H198V13H193ZM192 14V15H193ZM202 14V13H201ZM201 14H200V16H201ZM221 14V13H220ZM226 14H228V13H226ZM1 15V14H0ZM5 15H7V14H4V15H1L0 16V20H1V22L0 23H4V22H6V21H8V19H7V16H5ZM11 15V14H10ZM52 15V16H53ZM60 15V14H59ZM71 15V14H70ZM84 15V14H83ZM82 15V16H83ZM86 15V14H85ZM225 15V14H224ZM229 15V14H228ZM6 18H5V17ZM27 16L28 15H26V19H27ZM32 16V15H31ZM34 16V15H33ZM40 16V15H39ZM51 16V17H52ZM63 16V15H62ZM67 16V15H66ZM66 16H64V17H61V15L59 16V17H61V18H64L65 19V17ZM76 16V15H75ZM181 16V17H182ZM183 16V17H184ZM197 16V17H196ZM24 17V16H23ZM38 16H36L35 17V19L37 18ZM41 17V16H40ZM68 17L70 18L69 20H68V22L70 23L69 25H71V18H73L74 19V16H67V19H68ZM77 17V16H76ZM90 18H91V13H90V16H89ZM105 17H106V15L104 16V19H105ZM108 18V20H110V19H113V18ZM184 17V18H185ZM190 17V16H189ZM192 18H193V16H191ZM221 17V16H220ZM10 18H13V15H12V17L10 16ZM15 18V17H14ZM13 18V19H14ZM16 18H18V17H16ZM15 18V19H16ZM85 18V17H84ZM84 18L82 19V20H84ZM101 18H103L102 16L100 17V19ZM183 18V19H184ZM191 18V19H192ZM245 18V17H244ZM31 19V18H30ZM30 19H29V22H30ZM35 19H31V20H34L35 22H36V20ZM39 19V18H38ZM37 19V21H39ZM58 19V18H57ZM63 19V20H64ZM67 19L65 20V21H67ZM75 19H77L78 20V18H75ZM80 19H81V15H80ZM181 19V18H180ZM188 19V18H187ZM197 19H196V21H197ZM20 20H21V18H20ZM28 20V19H27ZM41 20H43V18L41 19ZM58 20H61V19H58ZM185 20H186V18H185ZM213 20V19H212ZM223 20H224V18H223ZM226 20V19H225ZM224 20V21H225ZM238 20V19H237ZM2 21H4V22H2ZM9 21H11V19L9 20ZM8 21V22H9ZM14 21V20H13ZM18 21V20H17ZM26 21V20H25ZM25 21L23 20L22 22H23V24L25 25L26 23H25ZM47 21V20H46ZM75 21V20H74ZM78 21H81V20H78ZM85 21H86V19H85ZM85 21H84V24H85ZM92 21V20H91ZM106 21V19L105 20H103V23ZM111 21L112 20H110V24H111V26H112V23H111ZM120 21V22H121ZM136 21V22H135ZM146 21V22H147ZM183 21V20H182ZM194 21V20H193ZM229 21V20H228ZM234 20H232L231 22H233ZM6 23V24H10V23ZM12 22V21H11ZM49 22V21H48ZM60 22L61 21H59V25H60ZM76 22V21H75ZM83 22V21H82ZM101 22H102V19H101ZM107 23H108V21H106ZM118 22V21H117ZM142 22V21H141ZM144 22V21H143ZM199 23H200V20L198 21ZM205 22H206V20H205ZM218 22V21H217ZM220 22H221V20H220ZM223 22V21H222ZM241 22V21H240ZM12 23H15V25H16V28L17 27H19L17 30H16V28L15 27H13L12 28V32L13 33H11L10 31H8V32H10L11 34H13V38H14V34H15V36L17 35V36H20L21 35V33H22V35L24 36V39H25V36H26V33H25V35H24V33L23 32H21L22 31V29L24 28L25 29V27L23 26L22 28H21V24L20 25H18V24H16V22H12ZM34 23V22H33ZM38 23H40V22H38ZM44 23V22H43ZM57 23V22H56ZM67 23V22H66ZM73 23V22H72ZM78 23V22H77ZM97 23H99V22H97ZM102 23V24H103ZM139 23V22H138ZM210 23V22H209ZM209 23H206V24H208L207 26H209ZM211 23H214V22H212L211 21ZM224 23V22H223ZM229 23V22H228ZM235 23V22H234ZM241 23H243V22H241ZM37 25V22L36 23H34V25ZM50 24V23H49ZM76 24V23H75ZM83 23H82V26L83 27H81V31H82V33H79V34H83L84 36H87V33H88V37H89V34H90V32H88L89 31V27H91V25L88 27L87 25H89V24H87V22H86V24L84 25ZM110 24H109V26L108 27H111L110 26ZM120 24V23H119ZM140 24V23H139ZM139 24H138V26H139ZM202 25L204 24L203 23V21H202V23H201ZM225 24H226V22H225ZM230 24V23H229ZM233 24V23H232ZM239 24V23H238ZM1 26L3 25V24H0ZM8 25H6V26H8ZM27 25H28V23H27ZM29 25H31V23L29 24ZM57 25V24H56ZM68 25V26H69ZM72 25H74V23L72 24ZM77 25H79V23L77 24ZM92 25H93V23H92ZM95 25V24H94ZM105 24H103V26H104ZM117 25H118V23H117ZM121 25H123V24H121ZM3 26H5V25H3ZM2 26V27H3ZM5 26V28H7L6 30H9V27H6ZM12 26H13V24H12ZM51 29H49L50 31L52 30V28H54L53 27V25L51 24ZM80 26H81V23H80ZM86 28H85V27ZM96 26V25H95ZM99 27H102V26H100V25H98ZM106 26V27H107ZM115 26V25H114ZM120 26V25H119ZM118 26V27H119ZM128 26V25H127ZM127 26H125V27H127ZM184 26V27H183ZM204 26V25H203ZM202 26V27H203ZM206 26V25H205ZM211 26V25H210ZM1 27V28H2ZM30 27V26H29ZM34 27H36V26H34ZM34 27H33V30H34ZM37 27H38V25H37ZM60 27V26H59ZM74 27V26H73ZM130 27V26H129ZM133 27V26H132ZM135 27H136V25H135ZM144 27H146V26H144ZM31 28H32V26H31ZM31 28H30V30H31ZM40 28V27H39ZM38 28V29H39ZM64 28V27H63ZM76 28H78L76 25H75V27H74V29H75V31H77L76 30ZM80 28V27H79ZM86 30H85V29ZM88 28V29H87ZM92 28V27H91ZM115 28V27H114ZM117 28V27H116ZM121 28V27H120ZM142 29H143V27H141ZM185 28H186V30H185ZM14 29V30H13ZM20 29H21V31H20ZM26 29H28V27L26 28ZM68 29V28H67ZM67 29H65V30H67ZM73 29V30H74ZM83 29H84V32H86L85 34H84V32H83ZM96 29V28H95ZM111 29V28H110ZM112 29H113V26H112ZM209 29H211V28H209ZM1 30V29H0ZM30 30L28 31V32H30ZM33 30H31V33L30 34H32L33 32ZM54 30H56V27H55V29ZM53 30V31H54ZM59 30V29H58ZM57 30V31H58ZM62 30V29H61ZM80 29H78V31H79ZM92 30V29H91ZM101 30V29H100ZM99 30V31H100ZM105 30V29H104ZM103 30V31H104ZM107 30V29H106ZM132 30V29H131ZM140 30V29H139ZM138 30V31H139ZM144 30V29H143ZM183 30H185V38H186V35H187V37L189 38V39H185V40H190V42H187V43H185L186 41H184L183 43H182V38H183ZM194 31V32H196L197 33V35H198V38L197 39H194L193 37V41L194 42H192V40H191V38H190V34H191V36L193 35V34H195L196 35V33H191V31ZM206 30V32H207V28L205 29ZM15 31H18V32H15ZM36 31V30H35ZM46 31H48V30H46ZM45 31V32H46ZM50 31L48 32V34H50ZM52 31V32H53ZM68 31H70V30H68ZM67 31V32H68ZM80 31V32H81ZM135 31V30H134ZM21 32V33H20ZM28 32H27V35H28ZM41 31L39 30V32L38 33H40ZM60 32V31H59ZM64 32V31H63ZM62 32V33H63ZM66 32V31H65ZM67 32H66V34H67ZM70 32H72V31H70ZM95 32H97V34L95 35V33L94 34H92V35H94V36H96L97 37V35H98V31H95ZM119 32V31H118ZM113 32L112 31V33L114 34L115 33V35L116 34H119V36H120V38H119V36L118 35H114V37H116V38H119V40H121L122 39V41H124V43L126 44L124 47H126L129 43H126V42H135V41H133V40H137V41H139L140 39H138L140 36H138V38H137V35L135 34V32H133V33H129L130 34V38H132V39H128V36H125L124 37V34L123 33H121V32ZM141 32V31H140ZM190 32V33H189ZM202 32V33H203ZM209 32H212L211 30H209ZM214 32H216V30L214 31ZM214 32H212V33H214ZM0 33H2L1 31H0ZM56 33V32H55ZM93 33V32H92ZM101 33V32H100ZM99 33V34H100ZM109 33V32H108ZM108 33H107V36H108ZM137 33V32H136ZM143 33V32H142ZM208 33V32H207ZM212 33H211V35H212ZM10 34V35H11ZM18 34H20V35H18ZM35 34V33H34ZM40 34H42V33H40ZM61 34V33H60ZM72 34V33H71ZM74 34H77V33H73L72 34V36L70 37V36H68V37H70V38H73L74 37ZM110 34V33H109ZM132 34H135V35H132ZM138 34V33H137ZM141 34V33H140ZM140 34H138V35H140ZM189 34V35H188ZM37 35H39V34H37ZM44 35H46L47 36V34H44ZM62 35V34H61ZM68 35V34H67ZM66 35V36H67ZM91 35V34H90ZM142 35V34H141ZM196 35V36H197ZM202 35H205L206 36V34L205 33H203ZM209 35H210V33H209ZM208 35V36H209ZM211 35H210V37H211ZM16 36V37H17ZM30 36V35H29ZM36 36V35H35ZM42 36V35H41ZM52 36H53V34H52ZM54 36H58V34H55ZM64 36V35H63ZM76 36H78V35H76ZM101 36V35H100ZM103 36H105L104 34H103ZM106 36V37H107ZM22 37V36H21ZM32 37H33V35H32ZM39 37V36H38ZM49 37H50V35H49ZM68 37H66V38H68ZM79 37V36H78ZM82 37V41H84V39H83V36H81ZM105 37V38H106ZM109 37H110V35H109ZM202 37V36H201ZM204 37V36H203ZM213 37V36H212ZM13 38H11V40L13 39ZM18 38V37H17ZM17 38H16V40H17ZM27 39H28V37H26ZM36 38V37H35ZM42 38H44L43 36H42ZM46 38V37H45ZM44 38V39H45ZM55 38H58V37H55ZM61 38V37H60ZM65 38V37H64ZM69 38V39H70ZM75 38V37H74ZM95 38V37H94ZM101 38H102V36H101ZM136 38V39H135ZM208 38V37H207ZM21 39V38H20ZM47 39V38H46ZM63 39V38H62ZM78 39V38H77ZM88 39V41H89V38H87ZM96 39V38H95ZM100 39V38H99ZM99 39H98V41H96V42H99ZM103 40H104V37L102 38ZM110 39H113L112 38V36L110 37ZM184 39V38H183ZM39 41H40V37H39V39H38ZM57 40V39H56ZM59 40H61V39H59ZM79 40H80V38H79ZM86 40V39H85ZM91 40V39H90ZM97 40V39H96ZM103 40H101V42L103 41ZM116 40H118V39H116ZM115 40V42H114V40H113V43H117V41ZM119 40H118V43L120 44V42H119ZM0 41H2L1 42V44L3 43V41H4V39H2L1 38V40ZM13 41V40H12ZM12 41H11V43H12ZM31 41H33V39L32 40H30V42ZM35 41H37V39L35 40ZM39 41H37V42H39ZM49 41V40H48ZM64 41H65V39H64ZM77 41V43H80V41L78 42V40H76ZM92 41V40H91ZM107 41V40H106ZM108 41H109V39H108ZM136 41V42H137ZM202 41V42H201ZM5 42H7V41H4V43ZM10 42V41H9ZM27 42H29V41H27ZM27 42H25V43H27ZM42 42H44L43 40H42ZM54 42H55V40H54ZM57 42V41H56ZM94 42H95V40H94ZM96 42H95V44H96ZM105 42V41H104ZM111 42H112V40H111ZM192 42V43H191ZM206 42V41H205ZM24 43V45H22V47H25L26 46V44ZM32 43V42H31ZM35 43V42H34ZM47 43V42H46ZM68 43H70V42H68ZM76 43V42H75ZM82 43V42H81ZM85 44H86V42H84ZM84 43H83V45H84ZM100 43V42H99ZM98 43V44H99ZM110 41L108 42V45L110 46ZM248 43V42H247ZM14 44H16V41H15V43H14V41H13V43H12V45L13 46H15ZM18 44V43H17ZM16 44V45H17ZM33 44V43H32ZM36 44V43H35ZM57 44H59V43H56V46H58ZM90 44V43H89ZM93 44V43H92ZM101 44V43H100ZM99 44V45H100ZM112 44V43H111ZM187 44V45H186ZM208 44V43H207ZM224 44V43H223ZM3 45V44H2ZM1 45V46H2ZM5 45V44H4ZM11 44H10V46L9 47H4L3 46V48H2V51H1V53H0V62L1 61H3L2 63L3 64H5V67L6 68H8L9 67V59L8 58H11L12 56L10 55L11 53L13 54V52H11L10 54H9V56L10 57H8L7 59L8 60H6L4 57L5 56H7L8 55V53L10 52H8V50L10 49V47L12 46ZM34 45V44H33ZM32 45V46H33ZM38 45H40L41 46V44H40V42H39V44ZM42 45H43V43H42ZM44 45H46L45 44V42H44ZM48 45H50V44H48ZM47 45V46H48ZM60 45V44H59ZM73 45H75V44H73ZM79 45V44H78ZM87 45H88V43H87ZM91 45V44H90ZM99 45H98V47L96 46V48L97 49H99ZM101 45H104V46H106V42H105V44H101ZM130 45V49L132 48L133 49V45H131V44H129ZM129 45L127 46L128 47V49H129ZM136 45V44H135ZM6 46V45H5ZM18 46V45H17ZM28 46V45H27ZM26 46V48H28ZM35 46H37V45H35ZM34 46V47H35ZM65 47H68V51L67 52H69V50H72V48H71V46L69 47V45H64ZM86 46V45H85ZM85 46H83V47H85ZM115 47V45H112V47ZM228 46V45H227ZM44 47V46H43ZM52 47H54V46H52ZM51 47V48H52ZM60 46H58V48H59ZM73 47V46H72ZM75 47H77V46H75ZM80 47L81 46H79V49L78 50H81L80 49ZM87 48H88V46H86ZM90 47V46H89ZM95 47V46H94ZM103 47V46H102ZM117 47H119V45H117ZM117 47H116V49L115 50H117ZM120 47H121V49L123 48L121 45H120ZM126 47V48H127ZM1 48H0V50H1ZM9 48V49H8ZM13 48V47H12ZM21 49L22 50V48H21V46H19L18 47V49ZM29 48H31L32 49V47H29ZM37 48V47H36ZM40 48V47H39ZM49 48V47H48ZM50 48V49H51ZM55 48V47H54ZM64 48V47H63ZM96 48H94V49H96ZM135 48V47H134ZM142 48V47H141ZM149 48V49H148ZM202 48V49H203ZM214 48V47H213ZM219 48V47H218ZM3 49H4V52H6L5 54V56L3 55ZM5 49L7 50V51H5ZM15 49H17L16 47H15ZM14 49V50H15ZM20 49L19 50H17L18 51V53L20 52ZM25 49V48H24ZM31 49H29V50H31ZM34 49V48H33ZM43 49V48H42ZM50 49H48V50H50ZM65 49H67V48H64V52L66 51ZM101 49V48H100ZM103 49V48H102ZM125 49V48H124ZM145 49V48H144ZM186 53V52H189V54H192V56L194 57V60H195V64H194V62L191 64L190 62H188V61H186V62H188L187 63V67H185L186 69L188 68V72L187 71H183V77H184V79H183V77H179V75L178 76H175V72H177V71H179L180 72V70L178 69V70H176L177 68H180V67H176L177 65L179 66L180 65V63H182V64H185V63H183V62H185L184 60H182V59H175L174 60V63H175V61H176V64H177V61L178 60H180V63H178L176 66H174L173 64V61H172V59H174V55H177L178 54V56L180 55V53H181V51L182 50ZM26 50V49H25ZM40 51L41 53H45L44 52V50H40V49H37V51ZM55 50H58L57 48H55L54 49V51ZM60 50H62L61 48H60ZM75 49H74V47H73V51H74ZM83 50V49H82ZM104 50H106V49H104ZM118 50H119V48H118ZM206 50V49H205ZM222 50H223V48H222ZM23 51V50H22ZM28 51V50H27ZM32 51V50H31ZM36 51V49H34V52H37ZM54 51H52V52H54ZM63 51V50H62ZM72 51V52H73ZM86 51V49L84 48V52ZM89 51V50H88ZM96 51V50H95ZM120 51V50H119ZM126 51H130V50H126ZM137 51V52H136ZM208 51V50H207ZM209 51H211V50H209ZM220 51V50H219ZM225 51V50H224ZM239 51H242V49H239ZM8 52V53H7ZM16 52V51H15ZM40 52H38V53H40ZM51 52V51H50ZM75 53L77 52V54H78V52L79 51H74ZM74 52H73V54H74ZM87 52V51H86ZM90 52L92 53L91 54V56L92 55H94L95 53L94 52H92L91 50H90ZM113 52V51H112ZM116 52V51H115ZM114 52V53H115ZM122 52V51H121ZM131 52H132V54H134V52H133V50H131L130 52H128L127 54L128 55H132L131 54ZM141 52H144V51H141ZM184 52H183V54H184ZM214 52H215V50H214ZM218 52V51H217ZM23 53V52H22ZM32 53H33V51H32ZM46 53H48L47 51H46ZM55 53V52H54ZM53 53V54H54ZM70 53H71V51H70ZM80 53H81V51H80ZM79 53V54H80ZM88 54L86 55H78V56H81V57H83L82 59H80V58H77V56L75 57V56H69L68 54H66L65 56L66 57H68L69 58V60H68V58L67 59H65L66 57L64 56L63 58H61L62 56H63V53H60V54H62V55H60V54H58V53H55V54H58V55H60V56H54V58L53 59H55L54 61H56L58 58H59V60H60V63L63 61V59H65L64 61H65V63H66V61H69V63L70 62H72V61H76L75 60V58L76 59H78V61L79 60H81V61H83V59H84V57H86L85 58V60L84 61H93V60H95L97 57H96V54H95V57L94 56H89L90 55V53L89 52H87ZM99 53H100V51H99ZM103 53V52H102ZM107 53V52H106ZM118 53V52H117ZM194 53V52H193ZM24 54L26 55L27 54V56H28V54H30V53H25L24 52ZM23 54V55H24ZM51 54V57H53L52 55V53H50ZM65 54V53H64ZM101 54V53H100ZM99 54V56H98V58L97 59H100V57H102V55H100ZM111 54V53H110ZM116 54V53H115ZM119 54V53H118ZM117 54V55H118ZM121 54V53H120ZM119 54V55H120ZM124 54H126V53H124ZM150 54H151V56H150ZM195 54V53H194ZM209 54H211V53H209ZM208 54V55H209ZM225 54H227L226 52H225ZM243 54H245V53H243ZM31 55V54H30ZM34 55V54H33ZM33 55H31V56H29V57H32ZM38 54H35V56L36 57H38L37 56ZM75 55V54H74ZM98 55V54H97ZM105 55V54H104ZM108 55V54H107ZM112 55V54H111ZM114 55V54H113ZM206 55H207V53H206ZM224 55V54H223ZM229 55V54H228ZM14 56V55H13ZM15 56H18V55H16L15 54ZM15 56H14V58H15ZM21 56V55H20ZM41 56V55H40ZM39 56V57H40ZM43 56V55H42ZM106 56V55H105ZM115 56V55H114ZM127 55H125V56H123V57H126ZM146 56V57H147ZM174 56V57H173ZM183 56V55H182ZM231 56V55H230ZM238 56V55H237ZM22 57V59L24 58V59H26V57L25 56H21ZM29 57H27V58H29ZM36 57H32L31 59L29 58V60L27 61H23L24 62V66H26V67H28L29 68V66H32V63H34V60H35V62H36V59H41V57L40 58H36ZM71 57H73L72 59H74V60H72L71 59ZM89 57H91L90 59H88ZM93 57L95 58V59H93ZM110 57V56H109ZM117 57V56H116ZM121 57V56H120ZM133 57V56H132ZM173 57V58H172ZM186 57V56H185ZM212 57H214L213 55H212ZM236 57V56H235ZM242 57V56H241ZM14 58H11L12 60L14 59ZM16 58H18V57H16ZM15 58V59H16ZM45 58V57H44ZM103 58L104 57H102L100 60L102 61L103 60ZM112 58V57H111ZM128 58H130V57H128ZM138 58V59H137ZM191 58V57H190ZM220 58V57H219ZM224 58V57H223ZM226 58V57H225ZM250 58V57H249ZM52 59V60H53ZM62 59V60H61ZM113 59H114V57H113ZM116 59V58H115ZM114 59V60H115ZM119 59V60H118ZM124 60H125V58H123ZM134 59H135V57H134ZM207 59V58H206ZM231 59V58H230ZM4 60H5V62H4ZM11 60V61H12ZM20 60V59H19ZM30 60L32 61L33 60V62H30ZM39 60H37L38 61V63L40 62ZM48 59H45V61H46V64H47V66H49L50 67V69L51 70H54V69H52L51 67H52V65H55L56 64V62L58 61H56L55 62V64H53L52 62H49V64H48V61H47ZM71 60V61H70ZM145 60V61H144ZM181 60L183 61V62H181ZM193 60V61H194ZM198 60V61H197ZM203 60V59H202ZM202 60H201V62H202ZM10 61V62H11ZM14 61V60H13ZM15 61H17V59L15 60ZM14 61V62H15ZM21 61V60H20ZM42 61H43V59H42ZM41 61V62H42ZM50 61H51V59H50ZM64 61L60 64L59 63V61H58V65H60L61 66V68H62V66H63V63H64ZM83 61V63H85ZM141 61V62H140ZM197 61V62H196ZM212 61H214V60H212ZM218 61V60H217ZM220 61V60H219ZM251 61V60H250ZM8 62V63H7ZM23 62H22V65H23ZM25 62H30V64H26ZM77 62V61H76ZM103 62H105V61H103ZM201 62H199V65H200V63ZM21 63V62H20ZM19 63V64H20ZM120 63V62H119ZM119 63H118V65H119ZM143 63H145V65H146V68H148L147 67V65H148V63H150V65H148V66H150L149 67V69L150 70H148L149 72L148 73H150V75H148V74H146V71H147V69L145 68V66L144 65H142ZM147 63V64H146ZM213 63V62H212ZM237 63V62H236ZM10 64H12V65H14L15 64V67H16V65L18 64V62H17V64L16 63H14L13 64V62L12 63H10ZM18 64V65H19ZM26 64V65H25ZM45 64V65H46ZM57 64L55 65L56 67H57ZM138 64V65H137ZM202 64H203V62H202ZM202 64H201V66H202ZM211 64V63H210ZM216 64V63H215ZM238 64V63H237ZM252 64V63H251ZM251 64H248V65H251ZM35 65H37V66H35V68L36 67H39V68H33L34 70H36L38 73H40V70L42 71V69H40V65L41 64H39V66H38V64H37V62H36V64ZM65 65V64H64ZM67 65V64H66ZM71 66H72V64H70ZM125 65V66H124ZM131 65H133V67H134V70L135 71H130V70H133V67H130ZM138 67L137 69L135 68L136 66ZM143 67H142V66ZM176 68L175 69V71H174V67ZM199 65H198V67H199ZM8 66V67H7ZM21 66V65H20ZM42 66V65H41ZM60 66H58L57 67V69H58V71L61 69L60 68ZM86 66V71L85 72H87V71H89V72H91L90 70L91 69H89L88 67H87V65H84V67ZM95 66H97V67H95ZM120 66V65H119ZM173 67V70H172V67ZM181 66V65H180ZM185 66V65H184ZM194 66L197 68V70H195L196 68H194ZM200 66V67H201ZM204 66V65H203ZM213 66V65H212ZM223 66V65H222ZM12 67V66H11ZM23 67V66H22ZM22 67H19V68H22ZM25 67V68H26ZM34 67V66H33ZM55 67V68H56ZM68 68L70 67V66H67ZM66 67V68H67ZM92 67V66H91ZM95 67V68H94ZM140 67H142V69L140 70ZM183 67V66H182ZM216 67V66H215ZM215 67H213V68H215ZM235 67H236V69H237V67L238 66H236L235 65ZM252 67V66H251ZM13 68V67H12ZM27 68V69H28ZM60 68V69H59ZM65 69V71L66 70H68L67 72V74H69V72L71 73L74 69H73V67H72V69H71V67L69 68L70 70H72V71H70L69 69ZM143 68H145L146 69V71H144L143 70ZM169 68V69H168ZM194 68V69H193ZM213 68H212V70H213ZM233 68V67H232ZM250 68V67H249ZM10 69V68H9ZM8 69V70H9ZM39 69V70H38ZM104 69V68H103ZM181 69V68H180ZM184 69V68H183ZM182 69V70H183ZM200 69V68H199ZM216 69V68H215ZM12 70V69H11ZM15 70H17V68L15 69L14 68V70L12 71V72H14L15 73ZM26 69H24V71H25ZM29 71L28 72H26V74H24V71H23V75H22V73H20V71H22V70H17V71H19V73L20 74H18L19 75V79L18 80H20L22 77L21 76H23V81L25 82V81H27L29 78H30V70H31V67H30V69H28ZM51 70H49V69H47V70H45L44 69V72H46V71H50L51 72ZM138 70V72H136ZM144 72H143V71ZM207 70V69H206ZM234 70H235V68H234ZM238 70V69H237ZM245 70H247V69H245ZM62 71H64V68H63V70ZM75 71V70H74ZM74 71L72 72V74H70L69 76L71 77V75H73L74 76ZM103 71V70H102ZM108 71V72H109ZM140 71H142V73H140ZM174 71V72H173ZM190 71H194V72H192V73H190ZM201 71V70H200ZM205 71V70H204ZM55 71H53V73L51 72V74H53V76L54 77H56V78H58L55 74L56 73H58V72H56V73H54ZM89 72H87L88 74H89ZM136 72V73H135ZM185 72H187V73H185ZM218 72V71H217ZM216 72V73H217ZM230 72V71H229ZM232 72V71H231ZM243 71L241 70V73H242ZM1 73L2 72H0V75H1ZM13 73V74H14ZM48 73V72H47ZM62 73V72H61ZM84 72H82L81 74H80V76L83 74ZM110 73V72H109ZM138 73V74H137ZM185 73V74H184ZM201 73V72H200ZM204 72H202V74H203ZM236 73V72H235ZM12 74V75H13ZM27 74H29V77H28V79H26V78H24L25 77V75L27 76ZM44 75L45 74V76H46V73H41L40 75ZM59 74V73H58ZM57 74V75H58ZM95 74V75H94ZM141 74V75H140ZM144 74H146V75H148V76H150V77H144L143 75ZM180 74V73H179ZM195 74V73H194ZM206 74H207V72H206ZM211 74H213V73H211ZM227 74V73H226ZM229 74V73H228ZM250 74H251V72H250ZM258 74V73H257ZM264 74V73H263ZM4 75V74H3ZM47 75H49V74H47ZM85 75L87 76V74L85 73ZM99 75V74H98ZM97 75V76H98ZM103 75V76H102ZM145 75V76H146ZM236 75V74H235ZM256 75V74H255ZM260 75H262V73L260 74ZM259 75V76H260ZM9 76V75H8ZM7 76V77H8ZM13 76H15V75H13ZM52 76V77H53ZM60 76V75H59ZM64 76H66V74L64 75ZM83 76H84V74H83ZM86 76H84L83 78H86ZM142 77L143 79H144V81L142 80V83H136V81H134L135 79H137L138 80V78L139 77ZM204 76V75H203ZM202 76V77H203ZM207 76V75H206ZM210 76H212V75H210ZM216 76V75H215ZM248 76V75H247ZM252 76V75H251ZM258 75H256V77H257ZM4 77H5V75H4ZM3 76H2V78H0V80H2L1 82H5L7 79L6 78H4ZM16 77V76H15ZM33 77V76H32ZM30 78V79H32V80H30L31 82H35L36 80H34V77L33 78ZM42 77H44V76H42ZM41 77V78H42ZM46 77H48V76H46ZM88 77H90V75H88ZM88 77H87V80H92V81H96V80H93V79H91V77L88 79ZM98 77H100V76H98ZM175 77H178V78H182L183 80H179L180 82H178V84H182V86H180V85H178V86H180L181 88V91H180V89L179 88H176V87H178V86H175V89L177 90V89H179V90H177V91H180V92H178L177 93V91H175V89H173L169 84L170 83H172V82H174V84L176 85V83H175V81H172L171 82V80L173 79V78H175ZM217 77V76H216ZM225 77V76H224ZM223 77V78H224ZM250 77V76H249ZM263 77V76H262ZM261 77V78H262ZM4 78V79H3ZM9 78H11V77H9ZM9 78H8V80H9ZM51 77L49 76V80H52V79H50ZM55 78V79H56ZM60 78V77H59ZM79 78V77H78ZM97 78V77H96ZM96 78H94V79H96ZM146 78L148 79V84L145 82V80H146ZM190 78H191V76H190ZM190 78H189V81H191L190 80ZM206 78V77H205ZM212 78H213V76H212ZM218 78V77H217ZM217 78H215L214 77V79H217ZM227 78V77H226ZM231 78H233V77H231ZM246 78V77H245ZM264 78V77H263ZM6 79V80H5ZM14 79H16V78H14ZM25 79V80H24ZM45 78H43V80H44ZM80 79H81V77H80ZM141 79V78H140ZM175 79H177V78H175ZM174 79V80H175ZM222 79V78H221ZM230 79V78H229ZM236 79V78H235ZM258 79V78H257ZM260 79V78H259ZM5 80V81H4ZM8 80H7V82H8ZM34 80V81H33ZM46 80V79H45ZM83 80V79H82ZM85 80V79H84ZM89 80V81H90ZM108 80H110V81H108ZM178 80V79H177ZM206 80V79H205ZM211 80V79H210ZM210 80H209V82H210ZM233 80V79H232ZM243 80V79H242ZM255 80V79H254ZM15 81H17V80H15ZM80 81L81 80H79V84L78 83H76V87H75V89L76 88H78L79 86H80V84L81 83H83V82H81L80 83ZM139 81V80H138ZM215 81V80H214ZM248 81V80H247ZM261 81H263V79H261ZM10 82H12V81H10ZM10 82H8V84H10ZM22 83V84H20V83ZM28 83H29V81H27ZM48 82V79L46 80V82L44 83V84H46ZM50 82V81H49ZM52 82H54V80H52L50 83H52ZM70 82V81H69ZM98 82V81H97ZM118 82H119V86L117 87V86H115V84L117 85L118 84ZM132 82V83H131ZM140 82H141V80H140ZM145 82V83H144ZM186 83H187V80L185 81ZM184 82V83H185ZM192 82V81H191ZM190 82V83H191ZM201 82V81H200ZM205 82V81H204ZM28 83H23L22 81H18V84H19V86H17L18 88H17V91H18V89H20V85H21V87H23L22 85H24L25 86V88L26 89H22L20 92L22 93V95H25V97H28L29 95H31V94H34V92H36V91H33L32 93H29V90H33V86H32V89H31V87L29 86V84ZM36 83V82H35ZM35 83H31V85H34V88H35V86H36V88H37V83L35 84ZM55 83V82H54ZM84 83H86V82H84ZM83 83V84H84ZM101 83H103L102 85L103 86H100V84ZM114 83V84H113ZM211 83V82H210ZM231 83H232V81H231ZM247 83V82H246ZM7 84V83H6ZM7 84V85H8ZM16 84H17V82H16ZM28 84V85H27ZM53 84V83H52ZM68 84V83H67ZM77 84L79 85V86H77ZM83 84H81L82 86H81V88H83ZM88 84V83H87ZM131 84V86H129ZM139 86H138V85ZM209 84V83H208ZM249 84H251V86L253 85L252 83H250L249 82ZM50 85V84H49ZM95 85V84H94ZM99 85V86H98ZM133 85V86H132ZM171 85H173V84H171ZM192 85H193V83H192ZM211 85H213V84H211ZM223 85V84H222ZM9 86H11V85H9ZM14 86V85H13ZM13 86H12V88L11 89H14L15 90V88H13ZM45 86V85H44ZM43 86V87H44ZM51 86V85H50ZM49 86V88H51ZM53 86H55V85H52V87ZM57 86H58V84H57ZM56 86V87H57ZM84 86H85V84H84ZM171 87V89H173L174 90V92H176V94L177 95H175V93L173 94L172 92H171V89H170V87ZM184 86H185V84H184ZM205 86V85H204ZM227 86V85H226ZM229 86V85H228ZM251 86H249L250 88H251ZM253 86H255V85H253ZM257 86H258V84H257ZM261 86V85H260ZM262 86H264V84L262 85ZM28 87V88H27ZM41 87V86H40ZM39 87V88H40ZM46 87V86H45ZM48 87V86H47ZM46 87V88H47ZM55 87V88H56ZM59 87H61L60 86V84H59ZM59 87H57V88H59ZM73 89H72V88ZM88 87H91V86H88ZM100 87H103L102 89L100 88ZM117 87V88H116ZM138 87V89H140L141 90V92H139L138 90H137V92H134L133 93V91L135 90L134 88H137ZM197 87V86H196ZM211 87V86H210ZM248 87V88H249ZM256 87V86H255ZM254 87V88H255ZM0 88H1V86H0ZM35 88V89H36ZM71 88V89H70ZM85 88V87H84ZM87 88V87H86ZM92 88V87H91ZM188 88V87H187ZM225 88H227V87H225ZM259 88V87H258ZM28 89V92H26V94H23V91L24 90H27ZM44 89V91L46 90L45 88H43ZM52 90H53V88H51ZM69 89V90H68ZM130 89H131V91H132V93L130 92ZM134 89V90H133ZM195 89H197V88H195ZM233 89V88H232ZM3 90V88H1V91ZM41 90H42V88H41ZM47 90H48V88H47ZM46 90V91H47ZM58 90V89H57ZM80 91H81V89H79ZM87 91H88V89H86ZM85 90V91H86ZM94 90H96V89H94ZM101 90H102V92H101ZM169 90V91H168ZM183 90V91H182ZM188 90V89H187ZM250 90V89H249ZM251 90H253V89H251ZM254 90H256V89H254ZM263 90V89H262ZM51 91V90H50ZM136 91V90H135ZM210 91V90H209ZM4 92V91H3ZM3 92H1L2 93V95H3ZM6 92V91H5ZM11 92V91H10ZM13 92V91H12ZM16 92V91H15ZM15 92H14V94H15ZM25 92V91H24ZM31 92V91H30ZM48 92H49V90H48ZM88 92H90V91H88ZM87 92V93H88ZM91 92H94V91H92V89H91ZM168 92H169V94H168ZM170 92H171V94H173V98H174V95L176 96V99L174 100L175 102H176V100H177V98L178 99H181V100H179V101H177V106H175L174 104H176V103H174V101H173V103H171L172 101L169 99V97L167 96V95H169L170 96ZM193 92V91H192ZM252 92V91H251ZM27 93H29V94H27ZM45 93V92H44ZM44 93H42V94H44ZM47 93V92H46ZM46 93L44 94L45 96H46ZM51 93H52V91H51ZM78 93V92H77ZM189 93V92H188ZM198 93V92H197ZM234 93V92H233ZM263 93V92H262ZM6 95L7 94H9V93H5ZM36 94H37V92H36ZM35 94V95H36ZM39 94V93H38ZM42 94H40V95H42ZM55 94V92L53 93V95ZM63 94V95H62ZM66 94V95H65ZM92 95L94 94V93H91ZM90 94V95H91ZM187 94V93H186ZM185 94V95H186ZM192 95V93L190 92L189 93V95ZM194 94V93H193ZM196 94V93H195ZM194 94V96H196ZM224 94V93H223ZM35 95H33L34 97H32L34 100H35V102H37L36 101V99L38 98L39 99V97L37 96V98L35 99ZM39 95V96H40ZM52 95V96H53ZM56 95H57V93H56ZM55 95V96H56ZM59 95H57V96H59ZM74 95V96H73ZM79 95V94H78ZM86 95V94H85ZM188 95V94H187ZM216 95V94H215ZM222 95V94H221ZM238 95V94H237ZM1 96V95H0ZM13 96V95H12ZM19 97L18 96V94H15V97ZM32 96V95H31ZM54 96V98H57V96L55 97ZM89 96V95H88ZM235 96V95H234ZM262 96V95H261ZM11 96H9V98H10ZM15 97L13 98V100L15 99ZM22 97V96H21ZM21 97H19V99H23L22 101L21 100H19V101H21V102H23V101H25V97L23 98H21ZM65 97V98H64ZM171 97V96H170ZM197 97V96H196ZM2 98H3V96L2 97H0V99L2 100ZM8 98V99H9ZM32 98H30L31 99V101H33L32 100ZM59 98V97H58ZM68 99H70L69 98V95H68V97H67ZM198 98H199V96H198ZM200 98H202V97H200ZM3 99H5V100H3V101H5L6 102V98H3ZM11 99H12V97H11ZM10 99V100H11ZM17 99V98H16ZM28 100H29V97L27 98ZM26 99V101H28ZM171 99H172V97H171ZM40 101H41V99H39ZM43 100V99H42ZM44 100H46V99H44ZM58 100V99H57ZM67 100V99H66ZM70 100H72V99H70ZM86 100V101H85ZM192 100H193V98H192ZM191 100V101H192ZM225 100V99H224ZM19 101H17L18 103H19ZM49 101V100H48ZM62 101V100H61ZM61 101L59 102V103H61ZM169 103H168V102ZM171 101V102H170ZM194 101H196V100H194ZM198 101V100H197ZM207 101L208 100H206V103H207ZM214 101V100H213ZM222 101V100H221ZM14 102H15V100H14ZM74 102V103H75ZM87 102V103H88ZM107 102H108V104H109V107H108V105H107ZM202 102V101H201ZM208 102H210V101H208ZM3 103V102H2ZM34 103V102H33ZM38 103V102H37ZM65 103V102H64ZM70 103V102H69ZM73 103V102H72ZM192 103H194V102H191V105H192ZM198 103V102H197ZM205 103V102H204ZM211 103V102H210ZM214 103V102H213ZM9 103L7 102V104L6 103H3L2 104V106H0L1 108H0V111L2 112V110H3V112H6V113H8L7 111H5V108L4 107H8L9 105H8ZM10 104L12 105L13 104V102L11 103L10 102ZM17 104V103H16ZM22 103H19L18 105H19V107H21L22 106V108L24 107V105H21ZM23 104H24V102H23ZM29 104H31V102L29 101ZM49 104V103H48ZM48 104H47V106H48ZM52 104V103H51ZM58 104V103H57ZM68 104V103H67ZM93 104V105H94ZM169 104V105H168ZM196 104V103H195ZM199 104V103H198ZM239 104V103H238ZM242 104V103H241ZM5 105V106H4ZM6 105H8V106H6ZM14 105V104H13ZM36 105V109H37V104H35L34 103V106ZM64 105H66V104H64ZM70 105V104H69ZM69 105H67V106H69ZM88 105H89V103H88ZM91 105V104H90ZM93 105H91V106H93ZM97 105V104H96ZM107 105V106H106ZM123 105V106H122ZM128 105V106H127ZM171 105H172V107H176V110L174 109L173 110V108L171 107ZM174 105V106H173ZM203 105V104H202ZM209 105V104H208ZM207 105V107H209ZM213 105V104H212ZM216 105V104H215ZM32 106V104L30 105V106H28V104H27V102H26V108L28 109V108H30ZM56 106V105H55ZM62 106V105H61ZM67 106L65 107L64 106V108H67ZM71 107H72V105H70ZM69 106V107H70ZM85 106V105H84ZM169 106V107H168ZM197 106V105H196ZM198 106H201V105H198ZM205 106V105H204ZM203 106V107H204ZM217 106V105H216ZM10 107H12V106H10ZM42 107V106H41ZM41 107H39V108H41ZM50 107V106H49ZM76 107V105H74V108ZM93 107H95V105L93 106ZM125 107V108H126ZM211 107V106H210ZM32 108H33V106H32ZM60 108V107H59ZM62 108V107H61ZM73 108V107H72ZM87 108H89V107H87ZM98 108V107H97ZM165 108H171V110L173 111V112H177V110L178 111H180L179 112V115H181V113H183L184 114V117H183V115H182V118L180 119V121L179 120H177L178 119V117L176 116V117H174L173 118V116L172 115H176V112H175V114L170 110L169 112L167 111L166 113H168L169 115L170 114H172V115H170V116H168L167 117V119H165V120H162L163 118H162V116L163 115H161L162 113L164 114V112H165V110H167V109H165ZM9 109V108H8ZM14 109H15V107H14ZM31 109V108H30ZM42 109V108H41ZM71 109V108H70ZM90 109V108H89ZM191 111H193L194 112V114H190L191 116H185L186 114H188L189 115V110ZM205 109V108H204ZM215 109V108H214ZM10 110H12V109H10ZM40 110V109H39ZM65 110V109H64ZM78 109H76V111H77ZM87 110V109H86ZM85 110V111H86ZM92 110H94V109H92ZM101 110V109H100ZM103 110H106V109H103ZM125 110V109H124ZM127 110V109H126ZM130 110V111H131ZM216 110V109H215ZM227 110H229V109H227ZM34 112L35 111H37V110H33ZM50 111V110H49ZM49 111H48V113H47V115L49 114ZM68 111V110H67ZM108 111V110H107ZM106 111V112H107ZM187 111H189V112H187ZM199 111V110H198ZM212 111V110H211ZM34 112H33V114H34ZM47 112V111H46ZM45 112V113H46ZM52 112V111H51ZM56 112V111H55ZM64 112H66V111H64ZM69 113H70V111H68ZM74 112V114L76 113L75 111H73ZM83 112V111H82ZM213 112H214V110H213ZM25 113V112H24ZM23 113V114H24ZM32 113V112H31ZM72 113V112H71ZM91 114H92V112H90ZM90 113H88V114H90ZM96 113V112H95ZM116 113V114H115ZM130 113V112H129ZM165 113V114H166ZM178 113V112H177ZM200 113V112H199ZM202 113H204L203 111H202ZM211 113V112H210ZM241 113V112H240ZM37 114H39L38 113V111H37ZM43 114V113H42ZM52 114V113H51ZM50 114V115H51ZM63 114V113H62ZM85 114V113H84ZM99 115H100V112L98 113ZM164 114V115H165ZM167 114V115H168ZM205 114V113H204ZM4 115H6L5 113H4ZM3 115V116H4ZM19 115H20V113H19ZM22 115V114H21ZM35 115H36V113H35ZM40 115V114H39ZM38 115V116H39ZM43 115H46V114H43ZM49 115V116H50ZM56 115V114H55ZM76 115V114H75ZM80 115V114H79ZM78 115V117L80 118V116ZM95 115V114H94ZM93 115V116H94ZM178 115V114H177ZM3 116H1V117H3ZM24 116H26V114H24ZM29 116H30V114H29ZM208 116V115H207ZM210 116V115H209ZM225 116V115H224ZM223 116V117H224ZM230 116V115H229ZM17 117V116H16ZM37 117V116H36ZM40 117V116H39ZM54 117V116H53ZM56 118L57 117H59V116H55ZM55 117H54V119H55ZM65 117V116H64ZM71 117V116H70ZM95 117V116H94ZM96 117H98V116H96ZM164 117V116H163ZM165 117H166V115H165ZM164 117V118H165ZM199 117V118H198ZM244 117V116H243ZM33 118V117H32ZM60 118V117H59ZM79 118H77V120L79 119ZM101 118H102V115H101ZM140 118V119H139ZM191 118H193V119H191ZM209 118V117H208ZM228 118V117H227ZM261 118V117H260ZM3 119H4V117H3ZM43 119V118H42ZM50 119V118H49ZM63 119V118H62ZM61 119V120H62ZM65 119H66V117H65ZM92 119V118H91ZM100 121H102V119H100V117L98 118ZM97 119V120H98ZM106 119V120H105ZM175 119H176V121H178V123L175 121ZM210 119V118H209ZM45 120V119H44ZM47 120V119H46ZM59 120V119H58ZM69 120V119H68ZM84 120V119H83ZM82 120V121H83ZM95 120V119H94ZM120 120H122V121H120ZM124 120V121H123ZM127 120V121H128ZM137 120V119H136ZM182 120V121H181ZM5 121H6V117H5ZM20 121V120H19ZM71 121V120H70ZM79 121H81V120H79ZM93 121V120H92ZM202 121V120H201ZM47 122V121H46ZM54 122H56V121H53V122H51V123H54ZM59 122V121H58ZM57 122V123H58ZM68 122V121H67ZM94 123H93V125L96 123L95 121H93ZM98 122V121H97ZM132 122V121H131ZM130 122V123H131ZM134 122V121H133ZM163 122L164 123H166V124H163ZM180 122V123H179ZM22 123V122H21ZM56 123V124H57ZM70 123H73V122H70ZM70 123H69V125H70ZM78 122H76V124H77ZM85 123V122H84ZM99 123V122H98ZM97 123V124H98ZM161 123H162V125H161ZM192 123V124H191ZM236 123V122H235ZM258 124H257V126H256V131L258 130V132H259V127H260V119H259V121L257 122ZM42 124V123H41ZM55 124V125H56ZM59 124V123H58ZM87 124V123H86ZM138 124V123H137ZM142 124V125H141ZM180 124L181 125V127H180V125H179V127H178V125ZM204 124V123H203ZM201 122H200V125H203ZM243 124V123H242ZM241 124V125H242ZM27 125V124H26ZM68 125V126H69ZM80 125H82V124H80ZM85 125V124H84ZM100 125V124H99ZM131 125H132V123H131ZM161 125V126H160ZM165 125V126H164ZM199 125V126H200ZM236 125V124H235ZM237 125H239V124H237ZM9 126V125H8ZM23 126V125H22ZM28 126V125H27ZM46 126H48V125H46ZM57 126V125H56ZM73 126V125H72ZM95 126V125H94ZM94 126H92V127H94ZM162 128V130H163V126H164V128L166 127V128H168L169 129V133H167L166 132V134H165V132H163L162 130V133H160L161 131H160V127ZM199 126H197V128H201V126L199 127ZM244 126V125H243ZM25 127V126H24ZM30 127V126H29ZM80 127V126H79ZM91 127V126H90ZM98 127V126H97ZM106 127V128H107ZM109 127V128H110ZM154 127V130H156L157 128L156 127H159V130L158 131H160L159 133L160 134H158V132H156V131H153L155 134H153V132H152V128ZM185 127V126H184ZM183 127V128H184ZM203 127H205V126H202V128ZM235 127V126H234ZM22 129H24L23 127H21ZM54 128V127H53ZM82 128H84V127H82ZM113 128V127H112ZM156 128V129H155ZM165 128V129H166ZM11 129V128H10ZM17 129H20V128H18L17 127ZM17 129H16V131H17ZM30 129V128H29ZM37 129V128H36ZM36 129H34V131L36 130ZM39 129V128H38ZM50 129V128H49ZM58 129V128H57ZM60 129V128H59ZM71 129V128H70ZM77 129V128H76ZM79 129V128H78ZM94 129V128H93ZM97 131L99 130V129H97V128H95ZM94 129V130H95ZM104 129V128H103ZM185 129V128H184ZM187 129H191V127L190 128H187ZM193 129V130H192ZM191 130H192V132L193 133H191V131H190V133L191 134H194L195 135V131L197 132L198 131V129H194V126H193V128H192ZM208 129V128H207ZM13 130V129H12ZM41 130V129H40ZM66 130V129H65ZM65 130H63V131H65ZM82 130V129H81ZM92 130V129H91ZM109 130V129H108ZM108 130L106 129V131L108 132ZM111 131H112V129H110ZM116 130L118 131V129L116 128ZM195 130V131H194ZM228 130V131H227ZM237 130V129H236ZM239 130L240 129H238V133H239ZM1 131V130H0ZM39 131V130H38ZM54 131V130H53ZM59 131V130H58ZM60 131H61V129H60ZM62 131V132H63ZM68 131V130H67ZM79 131V130H78ZM89 131V130H88ZM93 131V130H92ZM101 131V130H100ZM105 131V132H106ZM114 131V130H113ZM208 131V130H207ZM231 131H234V130H231ZM231 131H229V133H231ZM10 132H12V131H10ZM15 132V131H14ZM13 132V133H14ZM25 132V131H24ZM71 132H73V131H71ZM77 132V131H76ZM80 132V131H79ZM102 132V131H101ZM116 132V131H115ZM131 132V131H130ZM215 132V131H214ZM215 132V133H216ZM222 132V131H221ZM224 131H223V133H225ZM242 134L243 133H245V132H242V131H240ZM254 132V131H253ZM7 133V132H6ZM13 133H11V134H13ZM27 134L28 133H30V130H28V132H26ZM26 133H24V135L26 134ZM32 133H34V132H32ZM36 133L37 132H35V135H36ZM51 133V132H50ZM53 133V132H52ZM83 133V132H82ZM85 133V132H84ZM87 133H89V132H87ZM96 133H99V132H96ZM164 133V134H163ZM218 133H216V134H218ZM228 133V134H229ZM236 133V132H235ZM234 133V134H235ZM264 133V132H263ZM1 134H3V131H1V133H0V136L2 137H4V135H5V131H4V135H1ZM21 134V133H20ZM27 134H26V136H27ZM55 134V133H54ZM57 134V133H56ZM68 134V133H67ZM73 134V133H72ZM78 134H80V133H78ZM77 134V135H78ZM110 134V133H109ZM134 134V135H133ZM157 134V135H156ZM206 134V133H205ZM208 134V133H207ZM208 134V135H209ZM233 134V135H234ZM246 134V133H245ZM7 135V134H6ZM33 134H31V136H32ZM49 135V134H48ZM64 135H66V134H64ZM73 135H75V134H73ZM72 135V137H74ZM91 135V134H90ZM112 135V134H111ZM114 136H117V135H115V134H113ZM236 135V134H235ZM239 135V134H238ZM249 135V134H248ZM47 136V135H46ZM51 136V135H50ZM76 136V135H75ZM98 137H99V135H97ZM96 136V137H97ZM113 136V137H114ZM230 136V135H229ZM246 136V135H245ZM1 137H0V140H1ZM6 137V136H5ZM22 137V136H21ZM33 137H35V136H33ZM30 138L31 140L32 139H34V138ZM36 137H37V135H36ZM60 137H62V136H60ZM59 137V138H60ZM67 137V136H66ZM92 137H94V136H92ZM95 137V138H96ZM226 137H227V135H226ZM248 137V136H247ZM28 138H29V135H28V137H27V140H28ZM38 138V137H37ZM58 138V139H59ZM64 138V137H63ZM80 138V137H79ZM101 138V137H100ZM104 138V137H103ZM116 138V137H115ZM225 138V137H224ZM228 138V137H227ZM255 138V137H254ZM23 139H25L26 140V138H23ZM39 139V138H38ZM36 140V139H34V140H36V143H38V142H40V141H42L41 139H40V141L39 140ZM46 139V140H45ZM50 140H51V138H49ZM52 139H53V136H52ZM66 139V138H65ZM72 139H74V138H72ZM82 139V138H81ZM80 139V140H81ZM84 139V138H83ZM88 139V138H87ZM86 139V140H87ZM102 139V138H101ZM111 139H112V137H111ZM231 139V140H230ZM241 139V138H240ZM239 139V140H240ZM244 139H245V137H244ZM247 139V138H246ZM262 139V138H261ZM263 139H264V135H263ZM5 140L6 139H4V142H5ZM12 140V139H11ZM27 140H26V142H27ZM63 140V139H62ZM68 140V139H67ZM70 140V139H69ZM98 140V141H99ZM1 141H3V140H1ZM0 141V144L1 143H4V142H1ZM29 141V140H28ZM38 141V142H37ZM44 141H48V137L46 138H44ZM53 141V140H52ZM57 141V140H56ZM156 141V142H155ZM209 141L211 142V143H209ZM217 141V140H216ZM262 141V140H261ZM51 142V141H50ZM66 142V141H65ZM88 142V141H87ZM237 142H238V140H237ZM240 142V141H239ZM250 142V141H249ZM257 142H258V140H257ZM262 142H264V141H262ZM261 142V143H262ZM14 143H15V141H14ZM36 143H34V144H36ZM41 143H43V142H40L39 143V145L41 144ZM46 143V142H45ZM63 143V142H62ZM73 143V142H72ZM89 144L91 143L90 141L88 142ZM97 143V142H96ZM224 143V144H223ZM243 143H245V142H243ZM242 143V144H243ZM12 144V143H11ZM26 144H28V143H26ZM85 144V146L87 145L86 144V142L84 143ZM88 144V145H89ZM95 144V143H94ZM93 144V145H94ZM223 144V145H222ZM240 144H241V142H240ZM13 145V144H12ZM19 145V144H18ZM33 145V144H32ZM59 145V144H58ZM64 145H65V143H64ZM68 145V144H67ZM72 145V144H71ZM92 145V144H91ZM234 145H236V149L234 148ZM246 145V144H245ZM260 145V144H259ZM262 146H264L263 145V143L261 144ZM4 146H6L5 148L7 149V147H8V145H4ZM11 146V145H10ZM9 146V147H10ZM21 146V145H20ZM25 146V145H24ZM51 146V145H50ZM55 146V145H54ZM60 146V145H59ZM69 146V145H68ZM172 146H174L173 148H174V150H169L170 149V147H171V149H172ZM241 146V145H240ZM258 146V145H257ZM2 146L0 145V148H1ZM14 147V146H13ZM12 147V148H13ZM35 147V146H34ZM49 147V146H48ZM61 147V146H60ZM11 148V149H12ZM16 148H17V146H16ZM21 148V147H20ZM24 148V147H23ZM27 148V147H26ZM26 148L24 149V152H26L25 150H26ZM32 149H33V147H31ZM30 148V149H31ZM63 148V147H62ZM61 148V149H62ZM67 148V147H66ZM65 148V149H66ZM87 148V147H86ZM228 148H230V149H228ZM260 148H263V147H260ZM4 149V148H3ZM14 149V148H13ZM22 149V148H21ZM29 149V150H30ZM54 149V148H53ZM52 148H51V150H52V152L54 151L55 152V149L53 150ZM64 149V150H65ZM67 149H69V148H67ZM66 149V150H67ZM176 149H178L177 151V154L180 152V154L182 155V157L180 156H178L177 154V156H175V157H173V158H171L176 152H175V150ZM239 149V150H238ZM259 149V148H258ZM0 150H2V149H0ZM5 150V149H4ZM4 150H2L3 151V154L5 155H7V157H8V151L6 150V153H4L5 151ZM17 150V151H16ZM15 151H14V154L16 153V152H18V151H21L20 149H16ZM29 150H27V151H29ZM49 150V148H47V152L46 153H48L49 152V154H47V156L49 155V157H51V155L54 153H52L51 151H48ZM261 150V149H260ZM263 151H261V152H259L258 154L259 155H257L258 156V159L259 160H263V158H264V149H262ZM9 151H10V149H9ZM13 151V150H12ZM12 151H10V152H12ZM22 151H23V149H22ZM22 151L21 152H18V153H22ZM72 151V150H71ZM87 151V152H88ZM259 151V150H258ZM29 152H31V150L29 151ZM33 152H35V151H32L31 153H33ZM40 152V151H39ZM45 152V151H44ZM0 153H1V151H0ZM30 153V154H31ZM36 153V155L35 156H37L35 159H38V154H37V152H35ZM56 153V152H55ZM55 153L52 155V157L53 156H55ZM65 153V152H64ZM84 153V152H83ZM82 153V154H83ZM102 153V154H101ZM171 153H173V154H171ZM244 155L245 157V159L246 160H244L245 161V164L246 163H248V164H242L241 162L240 163H237V164H239L240 166H236L237 164L235 163V161H233L234 160V158H237L238 157V154L239 155ZM17 154V153H16ZM27 155H29L28 154V152L26 153ZM80 154V155H79ZM89 154L90 156H91V159L94 157L95 158V156L92 154ZM1 155H2V153H1ZM22 155H23V153H22ZM63 155V154H62ZM171 157H170V156ZM241 155V156H242ZM12 156V155H11ZM14 156H16L17 157V155H14ZM19 156H21V155H19L18 154V157ZM34 156V155H33ZM42 156V155H41ZM65 156V155H64ZM83 156V155H82ZM93 156V157H92ZM103 156V157H102ZM161 156H163L162 158H163V160L161 159ZM184 156V157H183ZM215 156H224L225 157V159L224 160H221L220 159V161H218L217 160V162H212V163H210L211 162V160H210V158H213V157H215ZM262 157V159L261 158H259V157ZM1 158H2V156H0ZM5 157V156H4ZM16 157H14V159L16 158ZM16 158V159H19V158ZM22 157V156H21ZM26 157V156H25ZM28 158H29V156H27ZM32 157V156H31ZM43 157H45V153H44V156ZM84 157V156H83ZM165 157V158H164ZM177 157V158H176ZM219 157V158H220ZM254 157H256V156H254ZM9 158V157H8ZM7 158V159H8ZM12 158V157H11ZM11 158H9V159H11ZM24 157H22V159H23ZM33 158V157H32ZM41 158V157H40ZM47 159H48V157H46ZM55 158V157H54ZM64 158V157H63ZM70 158V157H69ZM216 158H218V157H216ZM241 158V157H240ZM21 159V158H20ZM43 159V158H42ZM41 159V160H42ZM52 159V158H51ZM67 159V158H66ZM65 159V160H66ZM243 159V158H242ZM5 160V162L7 161L6 160V158L4 159ZM25 161H26V158L24 159ZM29 160H30V158H29ZM40 160V162L42 163H39L38 161H39V159H38V161L36 160V164H35V166H37L38 164H39V166L38 167H36L37 169L40 167H44V165H45V167H46V165H48V166H50L51 164H53V162H54V160H53V162H52V160H51V162L52 163H45L44 164V159H43V161H41ZM71 160V159H70ZM69 160V161H70ZM214 160V159H213ZM254 160H256V158L254 159ZM257 161V160H256ZM2 161L0 160V165H2V163H1ZM18 162V161H17ZM19 162H21V161H19ZM46 162V161H45ZM243 162V161H242ZM260 162V161H259ZM22 163V162H21ZM31 163H32V161H31ZM38 163V164H37ZM77 163V162H76ZM87 163V164H86ZM262 163H264V162H262ZM10 164H12V163H10ZM20 164V163H19ZM18 164V165H19ZM41 164V165H40ZM56 164H57V162H56ZM255 164H256V162H255ZM257 164H258V161H257ZM22 165V164H21ZM21 165H19V167L21 166ZM23 165L26 167V165H25V163H23ZM23 165H22V167H23ZM27 165H30V164H28L27 163ZM43 165V166H42ZM55 165V164H54ZM53 165V166H54ZM64 165V164H63ZM71 165V164H70ZM258 165H260V163L258 164ZM257 165V166H258ZM262 165V164H261ZM3 166V165H2ZM1 166V167H2ZM34 166V165H33ZM32 166V167H33ZM47 166V167H48ZM58 166H60V163H59V165ZM61 166H62V164H61ZM89 166V167H90ZM18 167V166H17ZM16 167V168H17ZM18 167V168H19ZM32 167H31V169H32ZM56 167V166H55ZM72 167V166H71ZM253 167H255V166H253ZM4 168V167H3ZM8 168V167H7ZM16 168H14V169H16ZM29 168V167H28ZM28 168H26V169H28ZM61 168V167H60ZM63 168V167H62ZM73 168V167H72ZM259 168V167H258ZM6 169V168H5ZM13 168L11 169L10 168V170H14ZM31 169H29V170H31ZM41 169H43V168H41ZM75 169V168H74ZM1 170V169H0ZM3 170V169H2ZM8 170H9V168H8ZM7 170V171H8ZM39 170V169H38ZM62 170V169H61ZM64 170V169H63ZM78 170V169H77ZM76 170V171H77ZM87 170H89L88 168H87ZM258 170H260V171H262V173H260V175L262 176V175H264V173H263V171H264V167H260ZM23 171V170H22ZM51 171V170H50ZM54 171V170H53ZM56 171V170H55ZM94 171V172H95ZM119 171H121V174H122V172L123 171H125V172H123V173H125L124 175H121L120 173H118ZM2 172V171H1ZM0 172V173H1ZM3 172H5V171H3ZM12 172V171H11ZM14 172V171H13ZM26 172H27V170H26ZM29 172V171H28ZM32 172H33V170H32ZM34 172H36V170L34 171ZM33 172V173H34ZM37 172H39V171H37ZM47 172V171H46ZM61 172V171H60ZM95 172V173H96ZM118 173V174H116V173ZM18 173H20V172H18ZM23 173V172H22ZM30 173H31V171H30ZM39 173H42V172H39ZM57 173V172H56ZM79 173V172H78ZM81 173V172H80ZM115 173V174H114ZM5 173H3V175H4ZM12 174V173H11ZM17 174V173H16ZM25 174V173H24ZM29 174V173H28ZM27 174V175H28ZM35 174V173H34ZM37 174V173H36ZM45 174V173H44ZM87 174H88V172H87ZM39 175V174H38ZM43 174H41V176H42ZM61 175H63V174H61ZM69 175V174H68ZM137 175V176H138ZM142 175V174H141ZM140 175V176H141ZM15 176H18V175H15ZM15 176H13V177H15ZM29 176V175H28ZM34 176V175H33ZM33 176H31V178L33 177ZM40 176V175H39ZM6 177V176H5ZM5 177H3V178H5ZM8 177V176H7ZM10 177V176H9ZM13 177H11V179L10 180H12L13 179ZM35 177H37V176H35ZM78 177V176H77ZM82 177V176H81ZM85 177V176H84ZM29 178V177H28ZM28 178H26V180L25 181H27L28 180ZM38 178H40V177H38ZM42 178V177H41ZM139 178V177H138ZM151 178V179H150ZM7 179V178H6ZM18 179V178H17ZM49 179V178H48ZM53 179V178H52ZM1 180V179H0ZM8 180V179H7ZM21 180V179H20ZM32 180V182H33V180H34V178H32L31 179ZM41 180H43V179H41ZM88 180V181H87ZM16 181V180H15ZM30 181V180H29ZM35 181H36V178H35ZM34 181V182H35ZM39 181V180H38ZM48 181V180H47ZM80 181V180H79ZM90 181V183L91 184H89L88 182ZM1 182V181H0ZM4 182H7L6 180H4ZM23 182V181H22ZM32 182H30V183H32ZM44 182V181H43ZM50 182V181H49ZM8 183V182H7ZM6 183V184H7ZM10 183V182H9ZM11 183H12V181H11ZM14 183V182H13ZM27 183H28V181H27ZM41 183V182H40ZM39 182H38V184H40ZM143 183H144V181H143ZM149 183V182H148ZM26 184V183H25ZM36 184H37V181H36ZM56 184V183H55ZM60 184V183H59ZM247 184H249L250 186H247ZM255 184V186H253ZM16 185V184H15ZM49 185V184H48ZM61 185V184H60ZM145 183L142 185V186H144L145 187ZM148 185V184H147ZM146 185V186H147ZM2 186V185H1ZM12 186V185H11ZM40 186V185H39ZM54 186V185H53ZM66 186V187H67ZM243 186H245L246 188L244 189V191L243 192H241L240 193V190H239V193H237V192H235V191H238L237 189L238 188H241L242 189V187ZM17 187V186H16ZM15 187V188H16ZM21 187V186H20ZM27 187V186H26ZM25 186H24V188H26ZM32 187H33V185H32ZM48 187V186H47ZM263 187V188H262ZM6 188V187H5ZM35 188H38V185H37V187H35ZM147 188V187H146ZM156 189V191L154 192L153 190H155ZM27 189H28V187H27ZM31 188H29V190H30ZM43 189H46V188H43ZM51 189V188H50ZM64 189H66V188H64ZM140 189H141V191H140ZM15 190H17V188L15 189ZM24 190V189H23ZM40 191V189L38 188L37 189V192L40 194L41 192H42V189H41V192H39ZM4 191V190H3ZM8 191V190H7ZM14 191V190H13ZM27 190H25V191H23L25 194H30L31 195V193L30 192H32L33 190H31L30 192L29 191H27ZM148 191V190H147ZM151 191V190H150ZM242 191V190H241ZM10 192V191H9ZM49 192V191H48ZM226 192V193H225ZM6 193V192H5ZM8 193V192H7ZM33 193V192H32ZM35 193H36V191H35ZM43 193H45V190L42 192V194ZM61 193V192H60ZM61 193V194H62ZM3 194V193H2ZM208 194V195H207ZM7 195V194H6ZM8 195H12V194H8ZM23 195V194H22ZM34 195V194H33ZM13 196V195H12ZM25 197H26V195H24ZM44 196V195H43ZM120 195H118L116 198H118V199H120V197H119ZM123 196V195H122ZM152 196V195H151ZM160 196V195H159ZM167 196V195H166ZM165 195H164V197H162L161 198V204H162V200L163 199H166L167 197H166ZM182 196V195H181ZM180 196V197H181ZM185 196V195H184ZM190 196V195H189ZM196 196V195H195ZM221 196V195H220ZM248 196V195H247ZM8 197H10V196H8ZM14 197V196H13ZM21 197V196H20ZM19 197V198H20ZM80 197V196H79ZM126 197V196H125ZM161 197V196H160ZM172 197V196H171ZM169 197V199H167V200H165V201H169V200H172V198L174 199V197H177V195L176 196H174V197ZM179 197V196H178ZM192 197V196H191ZM203 197V196H202ZM209 197H211V195L209 196ZM208 197V198H209ZM249 197V196H248ZM264 197V196H263ZM22 198V197H21ZM81 198H82V196H81ZM124 198V197H123ZM152 198V197H151ZM156 198V197H155ZM154 197H153V199H155ZM171 198V199H170ZM182 198V197H181ZM185 198V197H184ZM201 198V197H200ZM207 198V197H206ZM228 198V197H227ZM229 198H230V196H229ZM228 198V199H229ZM240 198H242V197H240ZM244 198V197H243ZM243 198H242V200H243ZM250 198V197H249ZM260 198V197H259ZM15 199H17L18 200V198H15ZM80 199V198H79ZM125 199V198H124ZM180 199V198H179ZM191 199H193V198H191ZM210 199V198H209ZM207 200V199H202V201H201V203L200 204H198L197 203V206H196V208H195V210L193 209L192 210V214H193V216L192 217H194V215H195V217L198 215V217H196V219L199 221L200 220V222H202L201 221V219L203 220L204 219V217L206 218V215H204L205 213H203V208H204V210H205V208L209 211V215L208 216H210V218L209 219H211L212 221H210L211 223H210V225L212 226L213 224H215V223H217V225L216 226H212L213 228L212 229H215V227H217L218 225H221L223 222L224 223H226V225L227 224H232V222L231 223H227V221L229 220V218L227 217V216H224V212L222 213V211H223V207H221V206H224V205H226V204H222L220 201V204H219V202H217L218 200H215L216 201V204L214 203H211L210 202V200ZM212 199H214V198H212ZM228 199H225V200H228ZM235 199V201L237 202V206H238V204H240L239 203V201L240 200H236ZM10 200V199H9ZM21 200V199H20ZM81 200V199H80ZM123 200V199H122ZM158 200H159V198H158ZM176 200H178V199H176ZM188 200V199H187ZM220 200V199H219ZM241 200V201H242ZM245 200H247V199H245ZM5 201V200H4ZM19 201V200H18ZM125 201H126V199H125ZM155 201H156V199H155ZM182 201H183V199H182ZM182 201L181 200H179V202H181L182 203ZM189 201H191V200H189ZM196 201V200H195ZM222 201V200H221ZM235 201H232V202H235ZM250 201V200H249ZM256 201V200H255ZM14 203H15V201H13ZM21 202V201H20ZM20 202H18L19 204H20ZM124 202V201H123ZM128 202V201H127ZM172 202V201H171ZM173 202H174V200H173ZM176 203H178V201H175ZM227 202V201H226ZM229 202L231 203V201H230V199H229ZM258 202V201H257ZM9 203H11V202H9ZM13 203V204H14ZM24 203V202H23ZM129 203V202H128ZM139 202H137V204H138ZM157 203V202H156ZM155 203V204H156ZM180 203V204H181ZM190 203V202H189ZM192 203V202H191ZM244 203V202H243ZM242 203V204H243ZM245 203H249V202H245ZM251 203V202H250ZM253 203V202H252ZM251 203V204H252ZM7 204H8V202H7ZM13 204H11L10 206H12ZM26 204V203H25ZM71 204V203H70ZM124 204L125 205H130V203L129 204H127L126 202H124ZM124 204H122V205H124ZM160 204V205H161ZM184 204V203H183ZM182 204V205H183ZM188 204V203H187ZM193 204V203H192ZM222 204V205H221ZM263 204H264V202H263ZM15 205V204H14ZM72 205V204H71ZM71 205H70V208H72L71 207ZM132 205V204H131ZM130 205V206H131ZM140 205V204H139ZM164 205V204H163ZM163 205H162V207H163ZM167 205V204H166ZM194 205V204H193ZM211 205L213 206V207H211ZM230 205V204H229ZM236 205V204H235ZM241 205V204H240ZM257 205H258V203H257ZM260 205V204H259ZM32 206V205H31ZM75 206V205H74ZM149 206V205H148ZM147 206V207H148ZM151 206V205H150ZM153 206H154V204H153ZM156 206V205H155ZM158 206H159V204H158ZM157 206V208H159ZM165 206V205H164ZM172 206V207H171ZM171 208L173 209V208H175V206L171 203ZM174 206V207H173ZM191 206V205H190ZM235 207V206H232V207H235L234 209H236V211L241 207ZM245 207L246 205H242V207ZM249 206H250V204L249 205H247V210L249 209ZM9 207V206H8ZM22 207H24V206H22ZM121 207V206H120ZM124 207H126V206H124ZM124 207H122L121 208V210H123V208ZM139 207V206H138ZM165 207H167V206H165ZM184 207V206H183ZM193 207V206H192ZM226 207H227V205H226ZM226 207L224 208V209H226ZM230 207H231V205H230ZM229 207V208H230ZM11 208V207H10ZM25 208H26V206H25ZM32 209H33V207H31ZM31 208H29V210L31 209ZM59 208H61V207H59ZM66 208V207H65ZM130 209H132L131 207H129ZM154 208H156V207H153L152 209H154ZM169 208V207H168ZM179 208V207H178ZM188 208H189V205H188ZM191 208V207H190ZM189 208V209H190ZM228 207H227V209H229ZM246 208V207H245ZM244 208V209H245ZM258 208V207H257ZM9 209V208H8ZM7 209V210H8ZM22 209V208H21ZM127 209V208H126ZM145 209V208H144ZM148 209H149V207H148ZM160 210L161 209H164V208H159ZM171 209V210H172ZM180 209V208H179ZM23 210H24V208H23ZM26 210V209H25ZM28 210V211H29ZM57 210V209H56ZM88 210V209H87ZM103 210H105V209H103ZM102 210V211H103ZM125 210V209H124ZM150 210H151V207H150ZM168 210V209H167ZM191 210V209H190ZM214 210V211H213ZM9 211V210H8ZM7 211V212H8ZM12 211V210H11ZM14 211V210H13ZM17 211V210H16ZM55 211V210H54ZM96 211V210H95ZM141 209L139 210V208L138 209H136V208H134V209H132V212H133V215H134V217L136 218V220H138V222H140V221H142L141 220V218L143 217V214L141 213ZM146 211V210H145ZM156 210H154V211H151L152 212V214L155 212ZM163 211V210H162ZM161 211V212H162ZM174 212H175V214H181L182 212H180V210H173ZM184 211V210H183ZM186 211H187V208H186ZM208 211H207V213H208ZM230 211H234V214H237L238 215V213H239V211H238V213L236 212L235 213V210H232V208H231V210ZM249 211V210H248ZM250 211H251V209H250ZM26 212H27V210H26ZM52 212V211H51ZM58 213H59V211H57ZM64 212V211H63ZM105 212V211H104ZM160 212V211H159ZM167 212V211H166ZM165 212V213H166ZM171 212V211H170ZM244 212V211H243ZM15 213V212H14ZM13 213V214H14ZM95 213V212H94ZM147 213V212H146ZM149 213V212H148ZM147 213V214H148ZM156 213H158L157 211H156ZM246 213H248V212H246ZM255 213V212H254ZM10 214V213H9ZM13 214H11V216L13 215ZM16 214V213H15ZM21 214V213H20ZM19 214V215H20ZM57 214V213H56ZM55 214V215H56ZM102 213H99V215H98V213L96 214L97 216H98V218H100V220H99V222L101 221V219H102V216L104 215V214H106L107 215V213H104V214H102ZM146 214V215H147ZM151 214V213H150ZM168 214V213H167ZM169 214H171V213H169ZM173 214V213H172ZM175 214H173L172 215V217L173 218H178L179 216H177V215H175ZM234 214H233V217H237L236 215L234 216ZM252 214H253V212H252ZM32 215V214H31ZM155 215V214H154ZM157 215V214H156ZM161 214H159L158 216H160ZM185 216H186V214H184ZM184 215H181L180 217H182V216H184ZM189 215V214H188ZM250 215H251V213H250ZM16 216H18L17 214H16ZM53 216V215H52ZM51 216V217H52ZM70 216V215H69ZM153 216V215H152ZM175 216V217H174ZM208 216H207V219H208ZM239 216H241V214L239 215ZM239 216H238V219H239ZM253 216H255L254 214H253ZM25 217V216H24ZM50 217V216H49ZM65 217V216H64ZM83 217V216H82ZM146 217V216H145ZM155 217H157V216H155ZM162 217V216H161ZM169 217H171V215H169ZM231 217V216H230ZM243 217V216H242ZM15 218V215H14V217L12 218V219H14ZM17 218V217H16ZM19 218V217H18ZM53 218V217H52ZM58 218V217H57ZM73 218V217H72ZM148 218V217H147ZM173 218H171V220L172 221H174V219ZM187 218V217H186ZM200 218V219H199ZM47 219V218H46ZM45 219V220H46ZM51 219V218H50ZM55 219H56V217H55ZM103 219H105V217L103 218ZM156 219V218H155ZM159 219H160V217H159ZM167 219V218H166ZM170 219V218H169ZM182 219H184V218H182ZM189 219V218H188ZM188 219H186V220H188ZM191 219V218H190ZM206 219V220H207ZM234 219V218H233ZM253 219V218H252ZM263 219V218H262ZM22 220V219H21ZM48 220H49V218H48ZM72 219H70V221H71ZM76 220V219H75ZM145 220V219H144ZM154 220V219H153ZM158 220V219H157ZM164 220V219H163ZM195 220V219H194ZM230 220H231V218H230ZM229 220V221H230ZM235 220V219H234ZM256 220V219H255ZM28 221V220H27ZM62 221V220H61ZM148 221V220H147ZM176 221H178V219H176ZM176 221H174V222H176ZM197 221V223H198V225L200 224L199 222ZM221 221H223V222H221ZM226 221V222H225ZM238 221V220H237ZM236 221V222H237ZM243 221V220H242ZM253 221V220H252ZM22 222V221H21ZM24 222V221H23ZM78 222H80L79 221V219H78ZM84 222V221H83ZM96 222V221H95ZM144 222V221H143ZM142 222V223H143ZM153 222H155V221H153ZM159 222V221H158ZM162 222V221H161ZM174 222L172 223V225L174 224ZM220 222V223H219ZM10 223V222H9ZM25 223V222H24ZM23 223V224H24ZM28 223V222H27ZM98 223V222H97ZM101 223V225H104V222H100ZM123 223V222H122ZM145 223H148V222H146L145 221ZM182 223V222H181ZM207 223H208V221H207ZM224 223H223V225H224ZM13 224H16L15 222L13 223ZM72 224V223H71ZM82 224H84V223H82ZM138 224V223H137ZM150 224H152V221H151V223ZM164 224V223H163ZM167 224V223H166ZM169 224V223H168ZM177 224V223H176ZM238 224V223H237ZM236 224V225H237ZM5 225H6V223H5ZM9 225V224H8ZM18 225V224H17ZM25 225H26V223H25ZM75 225H78V223L77 224H75ZM97 226H99L98 224H96ZM136 225V224H135ZM142 225H144V224H142ZM155 225V224H154ZM171 225V226H172ZM194 225H196V224H194ZM201 225V224H200ZM243 225V224H242ZM245 225V224H244ZM243 225V226H244ZM252 225V224H251ZM15 226V225H14ZM49 226H51V225H49ZM139 226H141V225H139ZM175 227L174 228H176L177 227V230H178V227L179 226H176V225H174ZM197 226V225H196ZM195 226V227H196ZM222 226V225H221ZM228 226V225H227ZM231 226V225H230ZM235 226V225H234ZM5 227V229H9V226H4ZM7 227V228H6ZM18 227V226H17ZM16 226H15V228H17ZM81 227V226H80ZM100 227H102V226H100ZM148 227V226H147ZM158 227V226H157ZM183 227V226H182ZM188 227V226H187ZM194 227V228H195ZM198 227V226H197ZM208 227V226H207ZM240 227H242V226H240ZM262 227V226H261ZM13 228V227H12ZM14 228V229H15ZM20 228V227H19ZM19 228H17V229H19ZM55 228V227H54ZM149 228V227H148ZM164 228V227H163ZM222 228H224V227H222ZM233 228V227H232ZM235 228V227H234ZM17 229H15V230H17ZM45 229V228H44ZM79 229V228H78ZM81 229V228H80ZM80 229H79V232H80ZM146 229V228H145ZM160 229V228H159ZM165 229V228H164ZM163 229V230H164ZM168 229V228H167ZM180 229V228H179ZM200 229H203L202 227L200 228ZM224 229H226V228H224ZM22 230V226H21V229H20V231ZM25 230V229H24ZM58 230V229H57ZM61 230V229H60ZM132 230H135V229H132ZM162 230V229H161ZM190 230V229H189ZM219 230H222V229H219ZM253 230V229H252ZM8 231V230H7ZM12 231V230H11ZM19 231V232H20ZM54 231V230H53ZM148 231V230H147ZM167 231V230H166ZM174 231V230H173ZM199 231V230H198ZM207 231V230H206ZM211 231V230H210ZM217 231V230H216ZM243 231V230H242ZM14 232V231H13ZM22 232V231H21ZM20 232V233H21ZM26 232V231H25ZM135 232V231H134ZM133 232V234L131 233V235H134L133 237H129V238H131V240H132V238L134 239V238H136V236H135V233ZM150 232V231H149ZM164 232H165V230H164ZM172 232V231H171ZM202 232V231H201ZM231 232V231H230ZM157 233V232H156ZM178 233V232H177ZM177 233H175V236H177L176 234ZM193 233V232H192ZM233 233V232H232ZM231 233V234H232ZM236 233H237V231H236ZM235 233V234H236ZM262 233V232H261ZM16 234H18V233H16ZM80 234V233H79ZM125 234V233H124ZM171 234V233H170ZM169 234V235H170ZM197 234V233H196ZM203 234V233H202ZM251 234V233H250ZM254 234V233H253ZM137 235V234H136ZM143 235V234H142ZM149 235H150V233H149ZM152 235V234H151ZM157 235V234H156ZM165 235V234H164ZM171 235H173V234H171ZM179 235V234H178ZM262 235V234H261ZM118 236H119V234H118ZM130 236V235H129ZM138 236V235H137ZM145 236H147V235H145ZM174 236V237H175ZM184 236V235H183ZM206 236V235H205ZM248 236V235H247ZM120 237H121V235H120ZM123 237V236H122ZM140 238H143V237H141V236H139ZM185 237V236H184ZM183 237V238H184ZM186 237H187V235H186ZM191 237H193L192 235H190V238ZM200 237V236H199ZM249 237V236H248ZM128 238V237H127ZM157 238V237H156ZM172 238H173V236H172ZM205 238V237H204ZM236 238V237H235ZM121 239V238H120ZM178 239V237L176 238V240ZM179 239H180V235H179ZM187 239V238H186ZM200 239H202V238H200ZM210 239V238H209ZM220 239V238H219ZM234 239V238H233ZM117 240H118V238H117ZM122 240V239H121ZM127 240V239H126ZM145 240V239H144ZM161 240V239H160ZM169 240V239H168ZM190 240V239H189ZM189 240H188V242H189ZM143 241V240H142ZM166 241V240H165ZM172 241V240H171ZM196 241V240H195ZM210 241H212V240H210ZM228 241V240H227ZM238 241V240H237ZM45 242V241H44ZM58 242H59V240H58ZM61 242V241H60ZM104 242V241H103ZM115 242H116V244H117V242H119V241H116L115 240ZM148 243H149V241H147ZM168 242V241H167ZM170 242V241H169ZM191 242V241H190ZM200 242V241H199ZM202 242V241H201ZM213 242V241H212ZM236 242V241H235ZM250 242V241H249ZM47 244H48V242H46ZM46 243H44V244H46ZM49 243H51V242H49ZM62 243V242H61ZM64 243V242H63ZM110 243V242H109ZM112 243H113V241H112ZM205 243V242H204ZM219 243H220V241H219ZM223 243V242H222ZM227 243V242H226ZM39 244V243H38ZM43 244V245H44ZM54 244V243H53ZM80 244V243H79ZM102 244L103 245H106V242L105 243H101V244H99V245H101L100 247H101V249H103V246H102ZM108 244V243H107ZM152 245H153V243H151ZM159 244V243H158ZM157 244V245H158ZM164 244V243H163ZM177 244V243H176ZM228 244V243H227ZM226 244V245H227ZM55 245V244H54ZM53 245V246H54ZM61 245V244H60ZM63 246H65V244H62ZM113 245H115L114 243H113ZM112 245V246H113ZM117 245H120V243L119 244H117ZM147 245V244H146ZM151 245V246H152ZM217 245H218V243H217ZM240 245V243L238 244V246ZM46 246V245H45ZM45 246H43V247H45ZM51 246V245H50ZM108 246V245H107ZM215 246V249H216V245H214ZM219 246V245H218ZM264 246V245H263ZM40 247V246H39ZM42 247V246H41ZM62 247V246H61ZM100 247H99V249H100ZM110 247H111V245H110ZM115 248H116V245L114 246ZM118 247V246H117ZM148 247H149V245H148ZM170 247V246H169ZM234 247V246H233ZM246 247V246H245ZM249 247H251V246H249ZM2 248H4V247H2ZM5 248H7V246L5 245ZM4 248V250H6ZM54 248V247H53ZM59 248V247H58ZM63 248V247H62ZM65 248V247H64ZM108 248V247H107ZM107 248H105V246H104V249L106 250ZM124 248V247H123ZM218 248V247H217ZM238 248V247H237ZM253 248V247H252ZM251 248V249H252ZM256 248V247H255ZM1 249V248H0ZM37 251L39 250V248H35ZM47 249H49V248H47ZM52 249V248H51ZM50 249V252L51 251H53V249L51 250ZM61 249V248H60ZM60 249H58V250H60ZM66 249V248H65ZM103 249V250H104ZM149 249V248H148ZM223 249V248H222ZM35 250V253L37 254L38 252ZM46 250V249H45ZM58 250H56V251H58ZM115 250V249H114ZM224 250V249H223ZM231 250V249H230ZM248 250V249H247ZM259 250V249H258ZM47 251V250H46ZM49 251V250H48ZM55 251V252H56ZM63 251V250H62ZM61 251V252H62ZM107 251H111V248H110V250H107ZM113 251V250H112ZM117 251H118V249H117ZM222 251V250H221ZM254 251V250H253ZM1 252V251H0ZM59 252V251H58ZM105 253H106V251H104ZM173 252V251H172ZM250 252H251V250H250ZM40 253H42L41 251H40ZM60 253V252H59ZM66 253V252H65ZM100 253L102 254L103 252H102V250H100ZM112 253V252H111ZM119 253V252H118ZM169 253V252H168ZM174 253H178V252H174ZM257 253V252H256ZM39 254V253H38ZM48 254V253H47ZM55 254V253H54ZM53 254V255H54ZM62 254V253H61ZM61 254H60V256H61ZM104 254V253H103ZM114 254V253H113ZM115 254H117V252L115 253ZM149 254V253H148ZM213 254V253H212ZM216 254V253H215ZM218 254V253H217ZM228 254H230V253H228ZM246 254V253H245ZM259 254V253H258ZM40 255V254H39ZM38 255V256H39ZM45 255V254H44ZM49 255H50V253H49ZM169 255V254H168ZM236 255V254H235ZM260 255V254H259ZM37 255H35V257H36ZM47 256V255H46ZM46 256H45V258H46ZM60 256H59V258H60ZM65 256H67V254L65 255ZM175 256V255H174ZM217 256V255H216ZM237 256V255H236ZM40 257H42L43 258V255H41V256H39V258ZM48 257V256H47ZM53 257V256H52ZM61 257H63V255L61 256ZM172 257V256H171ZM38 258V259H39ZM45 258H43V259H45ZM58 258V257H57ZM64 258V257H63ZM67 258V257H66ZM65 258V259H66ZM208 258V257H207ZM224 258V257H223ZM242 258V257H241ZM47 259V258H46ZM68 259H69V256H68ZM67 259V260H68ZM71 259V258H70ZM109 259V258H108ZM108 259H107V261H108ZM178 259V258H177ZM211 259V258H210ZM219 259V258H218ZM61 260V259H60ZM63 260V259H62ZM239 260H240V258H239ZM64 261V260H63ZM217 261V260H216ZM219 261V260H218ZM223 261V260H222ZM67 262V261H66ZM105 262V261H104ZM173 262V261H172ZM178 262H179V260H178ZM233 262V261H232ZM65 263V262H64ZM109 263V262H108ZM65 264H67V263H65ZM171 264H173V263H171Z\"/></svg>", "mask_w": 264, "mask_h": 264}]
</instances>
